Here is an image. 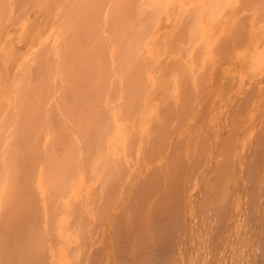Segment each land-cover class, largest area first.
<instances>
[{
	"label": "bare ground",
	"instance_id": "6f19581e",
	"mask_svg": "<svg viewBox=\"0 0 264 264\" xmlns=\"http://www.w3.org/2000/svg\"><path fill=\"white\" fill-rule=\"evenodd\" d=\"M4 1V2H3ZM9 1V0H8ZM12 1V3L14 2V0H11ZM11 1H9L10 3H11ZM16 2H18V0H15ZM120 1H121V3H120ZM124 1V4H126L125 3V0H123ZM123 1L122 0H19V3H20V6H21V8H19V10H20V12L18 11V14H20V15H18L17 13L15 14V12H17V8L15 7V5H17V4H13L14 5V8H16V10L14 9V14H15V16H17L18 15V17L17 18H15V20H14V23L16 24L15 26L16 27H18V29H19V26H18V24H20V23H22V21H23V23H25L26 24V22L24 21V19H26V17L21 21V22H19V21H17L18 19H19V16H20V18L22 17L21 15H23V14H21V11L23 10V9H25V10H23V11H25L26 12V14L28 13L29 15H32L31 13H32V11H34L35 9H37V8H39L44 2V4H45V6H47V4H50L51 6H52V12L53 13H50V14H52L51 16H50V18H49V20H48V18H47V15H49V14H46V12H43V11H45V8H43V6L44 5H42V8H43V11L41 10V9H38L39 10V12H36V14H37V16L36 17H34L35 16V14H34V16H32V17H34V19L31 21H29V24H28V27H33V26H35V25H40L41 23H43V21H44V18H45V23H44V25L42 24V25H40L41 27H38V26H36V28L38 27V30L37 31H35L32 35L33 36H36V35H38V34H41L40 32H41V30H42V28L45 26V27H47V25L49 24V22L48 21H50V20H52V23H51V27L50 28H52V29H50V30H52V33H51V38H50V40H48V41H50L49 43H50V46H51V50H52V52H51V56L53 57L52 58V62H53V60L55 59V60H57V58H58V56H59V61H57V65L58 66H60V69H58L59 71H61L62 72V70L63 69H65V67L64 66H66V67H68V68H70L69 70H70V73L69 74H72L73 72L71 71V70H73V71H78L79 72V75L77 74V76H76V73H75V76L77 77V78H80L81 79V77H80V75H84V81L86 82V84H84V81L82 82L80 79H77V80H80V84H78L79 83V81H78V85L80 86V85H82V87L79 89V87H78V85L76 86L78 89L75 91V84H73L74 86V89H73V91H72V83L73 82H75V81H77L76 80V78H74V79H72V80H74L73 82L72 81H70V75L68 74V76H66L65 75V73H63L62 72V75H64L63 76V80L65 81V83H64V81H63V86H61L60 84H59V77H57V73L55 74V72L53 71L54 70V67L53 66H55L56 64L54 63V65H51V61H47V63H49V62H51L50 63V65H51V68H52V71H53V74H55V77L56 78H53L54 80L55 79H57V81H58V85H60L59 87H62V90H60V91H62V93H63V97H64V101L66 102L67 101V99H68V102H69V100H70V102H69V104H68V106L70 105V103H71V107L73 108V109H71L72 111H75L74 112V117H77V119L75 118V120H73L72 121V123L70 124V126L71 127H73L74 129H75V131L78 133V135L80 136V138H81V141H79V140H77V139H75V140H77V146L76 145H74V144H76L75 142H74V138L72 139V135L71 136H68L65 132H67V131H69L68 129H69V127H68V122L65 120L66 119V117H65V115L64 114H62V116L63 117H65V119H63V117L59 114V113H57L59 116H61V117H59V118H61V120L63 119V120H65V122L62 120H59V122H58V120L56 119V118H58V116L56 117V116H54V114H56V113H54L55 111H53V108L51 107V105L53 104V102H55V100H52L51 102H52V104H50V100L48 99V97L47 96H49L50 97V95H48V91L50 90V88H49V90L46 92V94H47V96L45 97V91H44V87H45V89H47V87L49 86H47V84H49V82H51V78L54 76H52L51 75V77H50V81L49 80H47L48 78H46V76H47V73H45L46 71H44L45 70V67H43V65H44V63H45V61L46 60H43L42 61V58L44 59V58H46L45 56V53H46V51H48V47L49 46H47L46 44H48V43H45V45L44 44H42V46L44 45V48H46V46H47V49H45V50H42V48L43 47H41L39 50L41 51L40 52V54L41 55H43V57H40L39 55H37L36 57H35V59L38 61V67H40L41 66V63H43V65L41 66V69H43V72L46 74L45 75V78H46V80H45V83H47L46 81H48V83L46 84V86L44 85V87H43V83L44 82H41L43 79L42 78H38L40 75H41V77H42V74L44 75V73L40 70V73L38 72L39 70H37V72H38V74L35 72V70H33L32 69V67H31V70L35 73V75H34V73H32V78H30L29 76V74H28V79L30 78L31 80L33 79V83H34V79H35V81L37 80L36 79V77L35 76H37V78H38V80H37V82L39 81V82H41V83H39L38 82V84L39 85H41V87H43V88H40L41 89V91H44V93H43V95H44V97H45V99L42 97V99L43 100H46V102H47V104H48V100H49V107H48V110L46 109V111H49V108L51 107V109H50V111L52 110L53 111V120H51L50 118L48 119V117H47V122H46V124H47V126L49 127V125H50V127H49V131H51L49 134H51L52 133V130H56L55 131V133L56 132H60L61 130H63V129H66V131H61V133H63V136L61 137V138H58L57 139V137H54V136H52L51 138L50 137H48L49 138V140L50 139H54L55 140V143H53V142H51L50 144L48 143V139H47V143H46V145H45V150H46V155L45 154H43L42 153V151H40V153H39V149L38 148H35L36 149V151L34 150V147L32 148L30 145H29V143H30V140H31V138L29 139V137H30V135H32L30 132L32 131V133H33V139H34V143H35V141L37 142V144L38 145H40L39 143H38V138H40V140H41V138L43 137V133L45 132V134H48V132H47V130L46 131H43V129H44V127H41V125H43L44 124V126L45 127H47L46 125H45V123L44 122H42L43 120H42V118H43V116L47 113L46 111H43L41 108H39L38 109V106H37V108L35 109L36 110V115H37V112H39L38 114H39V119H40V117L42 116V113H43V116H42V118H41V122H42V124L39 122V119L36 121V119H35V122L36 123H40V126H35L34 125V122H33V124L32 123H30L29 121V123L30 124H32L33 126H34V128H33V126L31 127L32 128V130H31V128H29V125H28V128L31 130H29L27 127L25 128L24 126H27V125H23V128H22V126H21V131H20V133H19V131L17 130V132H15V135H17L16 136V138H14V137H10V139H14L15 140V142H14V140L13 141H11V145L9 144V142L7 141V142H5L6 144H8V149H9V146H13V150H15V148L14 147H16V145H14L16 142H19L20 141V145L22 146V147H20L21 148V154L19 155L18 153H17V151H15V154H17V157H19V159L21 158V159H23L24 157H22V155L24 154L25 155V159H26V157L28 158H30V160H29V162L27 161V159H26V162H27V166H29V163H31V167H30V170L29 171H35L34 173H33V175H32V180H31V183L33 184V180L37 177V176H39V175H41V173L39 174L38 173V175H37V172H38V169H37V172H36V170H34L33 168H35V166L36 167H38V165H39V162L41 161V158L38 156V155H40L42 158L45 156L46 157V159H47V161L45 160V157L42 159V161L44 160L45 162V165H43L42 167H43V169H40L39 171H41V170H48V174L49 173H51V175L49 174H47L46 172L45 173H43V171H42V173L45 175V176H43L44 177V179H43V182H42V186L43 187H45V182L46 181H50V179H51V177H52V181L51 182H46L47 184H49L50 185V183H52L51 185L53 186V188H52V186L50 185H48L46 188H44V189H51L52 188V190H51V195L50 196H52V197H49L50 198V200L48 199V201H47V199H45L46 200V202L45 203H47V208L49 207V209H48V217H49V215H51V214H54V220L55 219H59V218H61V217H63V222H64V230L66 229L67 230V237H68V241L66 240V241H64V240H62L61 239V236H63V234H61V232H60V228L58 227V229L57 230H50V231H48L49 232V235H47V236H45L46 237V239L48 240V241H50V243H51V245L52 246H54L53 247V252L49 255L47 252H46V249H44V248H41V249H39V242H38V240L36 239V237L34 236V234H36L37 232H36V228H37V225H36V223L39 221L38 220V218L40 219V216H39V214H40V212L38 211L39 209L38 208H35L36 206H30V208H31V210H30V213L31 214H27V216H26V219H27V221L30 219V215H31V217L33 216L32 215V210H34V209H32L33 207L35 208V210H37V215H38V217H37V215H36V219L33 217L32 218V220L30 219V221H32L31 223H28V230L27 229H23V230H21V229H19L18 231L17 230H15V228L13 227V223H11L10 222V218L12 217V220L15 218L16 219V217H17V213H18V211H19V208H20V205L18 206L19 208L17 209V207H16V211L14 212V205H12V207H13V209H12V207H11V204H10V202L8 201V200H6V197H5V202L3 201V197H4V195L2 196V192H3V189L2 188H4L5 186H7L6 187V189H8L9 191H10V193L13 195V197H14V199L16 198V196H17V198H16V201L18 202V204H20V198H22L23 196H24V194H25V196H27V194L26 193H24L25 191V188L26 187H28V188H31L30 186H32V184L30 183V175H29V177H28V179H29V182H28V179L26 178L27 177V175H26V173L24 172V171H21L22 170V168L25 170V166L23 167L22 165H21V161L22 160H20V161H18V163L20 162V164H18V167L17 168H19V169H14V167H16L17 165H16V163L14 162V161H16L15 159H14V161L13 160H8V157L6 158V154H5V160L4 161H7L8 163L10 162L11 163V165H9L8 163H6L5 162V165L6 164H8V166H5V165H3V168L1 167V163H4V162H2V160H3V155H4V152H6L7 153V151H6V149H5V151L3 150L2 152L3 153H1L2 154V159H1V163H0V172H1V174L3 173V171L1 170V169H3L4 170V172H6L7 170H6V168H4V166L5 167H7V169H8V167H9V171H10V173L9 172H7V175L8 174H10V175H8V178H7V180L8 181H10V180H12V178H13V187L12 186H10V184H9V182L6 180L5 182H7V184L6 183H4L5 184V186L3 187L2 186V190H0V194H1V196L0 197H2V199H1V201H0V204H2V206L4 205H7V209L9 208L10 210H6V206H5V209H4V207H1V205H0V217H2L3 215L5 216V221H6V223H4V218H3V223H1V221L2 220H0V264H17V263H19L20 262V264H66V263H64V262H62V260L60 259L61 257H63V256H66V250H64L62 247H61V245H60V243L61 242H63V244L65 245V247H66V249H67V256H69V259H70V257H72V258H74L73 260L71 259L70 261H73L72 263L69 261V259H66V261L68 260V264H177L178 262H180L181 261V259H186V261H188L189 262V260L193 263V264H264V143L263 144H258V145H256L257 143H261V142H259V138H260V136H262V135H264V133L262 134V135H256L257 133H256V131H255V129H254V126H253V128L251 127V130H250V128H249V130L247 129V131H249V132H251L250 134H251V140H252V138L254 137V135H256L255 136V138H253V140H254V144H250L249 143V141H248V145H250V146H252V147H254V149L253 148H251V150H250V152L249 153H247V154H245L246 155V157H245V155L243 156V158L242 157H238V155L236 156L235 155V158H230L229 156L230 155H228V154H230V152H232V151H234V152H236V147L238 146L237 144H234L233 142H232V140L233 141H235V142H237L238 143V141L237 140H235V138H237L236 136H238V135H236L235 137H234V134H232V133H234V132H231L233 129H231V131H229V133L230 134H232V136H227V140H225L226 139V137H224V140L225 141H227V143L225 144V141L223 140V139H221L222 141H224V142H220V143H224L225 145H223L222 146V148L224 149H222L221 148V146H219L220 148H221V150H223L222 151V153L223 154H221V156L220 157H218V155L217 156H215L217 153H218V151H220L219 149H217L218 151H217V153L215 154V155H213V153L214 152H212V150L211 151H208V149L210 150L212 147H210V148H208L207 149V146H205L207 143L205 142V141H207V140H205V138H206V135H203L202 136V133H204L205 132V130H203L202 131V129H200L202 132L199 134V136H198V138H200L201 136V138H203L202 139V141H201V138L199 139V142H203V144H205L204 146H205V149H204V146L203 147H200V150H202V151H200V155H202V156H200V155H198V149H196L197 151H196V153H194L195 155H198V156H196V157H194V155H193V157H194V163H195V169L194 168H192V166H191V164H190V162L192 163V161H190V159L191 158H189L188 156H190L191 155V157H192V154H191V150L193 149V142H192V144H191V148H190V154H188V156H185L184 155V158H183V154H187V151H186V153H181V151H184V149H182V146H183V142H182V133H180V131L177 133L176 131H178V127L180 126V125H184L183 123H180V124H178L179 122H180V120H181V122H186L188 119V117L190 116V115H192V114H190L189 115V113H190V106L192 107V105L193 104H191V102L192 101H194V99L192 100V97H196V99H197V97L199 98V96L201 95V94H199V92H201V90H199L198 88H197V90H199V92L198 93H196V95L197 96H193V95H195L194 93H193V89L191 90V92H189V90H187L186 89V87L187 88H189L188 86H186V83L189 81V80H187L186 81V79H185V77H182L181 78V80H180V85H179V79L178 78H180V77H178L177 79H176V81H178L177 83H178V87L180 88L179 90H178V92L180 91V93L178 94V98H179V100H181L182 101V103L184 104L185 103V105L183 106L182 105V108H181V110H179L180 108H177L176 107V105H175V103H174V105H175V107H176V110L175 111H177V116H178V111H179V116H178V118H177V121L176 120H174V122H173V124L175 125V128L174 129H172L171 131L172 132H174V130H175V132H176V134H179V136H182L181 137V142H182V144H181V142H180V148H179V146H178V150H179V152L181 153H179L180 154V158H179V154H178V158H179V160H181V158H183V161L182 162H180L181 164H182V166H180V167H178V158H177V154H174L173 155V152L175 153V151L177 150V148H176V145H178L179 143H178V141H180V140H178L177 141V139H180V137L179 138H177V136L175 135V137L173 138V140H172V143L171 144H169V145H171V149H170V147H169V149L171 150V152L170 151H167V149H166V152H169L168 153V155H170L171 157L172 156H174V157H172V159L171 160H173V158H174V161H172L173 163H175V164H177V165H175L174 166V169H173V171L174 170H176V172L179 174L180 172H181V179H178V174H176V172H173V174L175 175H173L172 174V167L171 168H169L168 169V171H170L171 170V172H169L170 174H172L173 176H172V178H171V176H170V174H166L167 172V167H169L170 166V158H167L166 157V154L167 153H165V151H163L164 153H165V155H163L164 157V160H165V157L167 158V162L165 163L164 162V160H163V163H161L162 162V157H161V155L159 156V157H161V159H158V160H160L159 162H160V164H158L157 163V166H154L153 164V161H156V159H157V157H158V153L159 152H161L162 150L161 149H164V148H162V146L163 145H159V146H157L158 145V141H157V143H155V141L153 140V137L152 138H150L151 139V141H149V142H147L149 145L151 144L152 145V148H154L155 146H156V148H154L155 150H153L154 151V153L153 154H151V156L149 157L148 155L150 154L149 153V151L148 150H150V149H146V148H148L147 146L146 147H144L146 150H143V149H141L140 148V146H139V148L141 149V152H142V150H143V152L145 151V152H147V154L145 153V156H140V157H142L143 158V160H144V158L145 159H147V161H146V163H148V160H150V158H151V160L149 161V163H153V164H148L149 165V169H147V168H142V170L140 171V173H138L139 175H134L133 176V178H131V177H128V180H131V179H133L134 181H135V183L133 182V180H132V183H131V185H129L128 183V181H125V178L124 177H126V175L128 176V174L126 173V171H128L129 169H127L126 171H125V173H123V170H122V164L120 165V162L118 161V157H116L115 155H111V154H113V153H109V151H108V146H109V144L106 142H104L105 140H104V138H105V135L107 134V133H109L108 131H106L107 133H105V129H104V127H109L110 125H111V127H113L112 125H114V123L116 122V117H117V107H116V105L114 104V105H112L111 103H113L112 102V96H114V93H113V89H114V91H115V89H116V91H115V96L119 93V89H118V87L117 86H119V83H118V78L117 79H115V77H117L116 76V71H117V69L119 70L118 71V75H122V76H124V77H122V81H123V79H124V81L125 82H123L122 83V85L125 83V85H126V87L124 86H122L123 88L120 90V91H122L123 90V93H125L126 91H128L127 93H131L132 91L131 90H129V88H128V90H127V87L129 86V84L132 82V81H130L129 82V84L127 83V81H129V80H132L131 79V77H129V79L127 78V76L128 75H130V74H126V72L127 73H129V68H130V66H123L122 65V67H118V63H121V64H124V62L122 63L121 61L123 60V61H125V65H132L133 63H138L139 62V59H134V58H137V57H140V56H138V54H137V52H138V50L139 49H141V48H143L141 45H140V48H138L139 47V44H140V41H142V39H143V41H145V38L146 37H144V32L147 30V34H146V32H145V34H146V36L147 35H149L148 33V30L149 29H151V26H149L145 31H144V26L145 27H147V20L148 21H150V23L148 22V25L149 24H151L152 22H153V24H154V20H156V17L158 16V15H156L155 16V14H157L158 12V14H160L164 9V5H165V3L164 2H162V0H152V3H151V0H147V2H150L149 4H147V2H146V0L143 2V0H142V2L141 3H144V6H145V8H143V9H141L140 8V3H137L138 2V0L135 2V0H133L134 2H133V4H131L132 6H135L133 9H134V11H136V10H139V8H140V11H141V14H139V12L137 13L139 16H140V19L138 18V17H136V14H134V12L133 13H130V11H128L127 9V7H129V10H131V12L133 11V9H130V7L131 6H129L128 5V3L126 4V6L124 7L125 9H126V11H127V13L129 14H127L126 13V11H124V8L122 9H120V4H122L121 6H123ZM128 0H126V2H127ZM132 1V0H131ZM131 1H129V3H132ZM158 1V2H157ZM163 1H165V0H163ZM173 1H175V0H173ZM191 1V0H190ZM196 1L198 2V3H196ZM194 0V2H193V0H192V2L194 3V4H192V2H191V10L190 9H188V15H186V12H184L185 13V20L182 18L181 19V23L178 21V20H180V18L182 17V16H184V15H181L180 14V16H179V14H178V7H176L177 6V4H176V2H175V4H174V6L176 7V9H177V11L176 10H174V11H172V12H175V13H173V15L174 14H178V17H177V20H176V22H175V18H174V22L176 23V24H180L179 26H178V29H177V31H178V33L177 32H175V36L173 37V39H172V42H173V44H172V46L174 45V47H175V49H174V47H172L173 49H174V51L177 53V51H178V53H177V56H178V54H179V50H180V47H184L183 48V50H182V48H181V51H180V58L179 59H181V60H179L177 57V59H175V60H173L172 62L174 63L175 62V65H176V69H177V65H180L179 64V62H178V60L179 61H182V57H189V54H191L192 56H191V59L193 58V57H195V59L193 58L192 60H191V62H192V64L193 63H195L196 61L197 62H199V63H195V69L197 70V68H196V65H197V67H200L199 66V64H203L204 63V65H205V60L206 59H202L201 61L203 62H200L199 60L200 59H197V56H195L194 54H196L197 53V55H200V53H199V51L201 50V47L203 46L204 47V45H205V43H204V45H203V40L205 39H201V34H200V31L202 32V30H201V28H200V31H199V29H197V28H194L195 27V25L197 24V26H198V24H199V20H197V19H200L199 18V16H200V14H199V10H200V6L202 7V5H204L205 4V7L203 6V8H207V10H208V7L210 8L211 6L210 5H212L211 4V1H213V0H210V2L208 1V0H205L204 2L205 3H203V1H202V5L200 4V2L201 1H199V0ZM218 1L219 0H217V2H216V0L214 1V3H215V5L217 4V6H215L214 5V7H215V11L217 12V10H218V13H219V9H220V7L221 6H223V8H224V11H225V15L227 16V14H228V12H227V10H225V8L227 7L226 5L224 6V4L225 3H223L222 2V0H220L219 1V3L220 2H222L221 3V6L220 5H218L219 3H218ZM237 1L238 0H236V3H237ZM243 1V0H242ZM250 1V0H249ZM248 1V2H249ZM253 1H255V2H253ZM257 1H259V0H257ZM262 1H263V3H262ZM261 1V5H263V6H261V9H262V7H264V0H262ZM3 2V3H2ZM9 2H7V0L5 1V0H0V8H1V6H2V4H5L6 5V8H7V10H8V7H7V5L8 4H10ZM16 2H14V3H16ZM118 2H119V4H118ZM155 2H157V6H155ZM169 2H171V1H169ZM179 2V1H178ZM208 2V3H207ZM228 2V1H227ZM230 2V1H229ZM238 2H240V4H241V0L240 1H238ZM253 4H252V3ZM134 3H135V5H134ZM160 3V6H161V4H162V6H161V11H158V12H155L154 13V11L155 10H159V8H160V6H158V4ZM173 2H171V4H172ZM213 3V4H214ZM246 3H247V0H246ZM259 3H260V1H259ZM147 5V7H146V5ZM180 4V3H179ZM178 4V6H180V9H181V5H179ZM195 4H197V6H198V8H197V6H196V9H197V12H198V14H196L195 15V13H196V9H195ZM207 4V5H206ZM230 4V3H229ZM229 4H228V6H229ZM231 4H232V2H231ZM242 4H244L243 2H242ZM247 4H252L253 6H254V13L256 12H258L257 11V9L259 8V6H258V4H257V2H256V0H251L250 1V3H247ZM256 4H257V6H256ZM4 5V6H5ZM136 5H137V7H136ZM149 5V6H148ZM167 5V4H166ZM209 5V6H208ZM252 5H251V8H250V11H249V8H248V5H246V4H244V6H247V8H244V9H247V11H249L250 13H251V10L253 11V7H252ZM11 6V5H10ZM44 6V7H45ZM192 6H194V7H192ZM242 6V5H241ZM256 6V7H255ZM23 7V8H22ZM119 7V8H118ZM150 7V9L149 10H151L152 8L151 7H155L154 9H152L151 11H152V13H154L153 15H152V19L150 18L151 17V15H150V17H146L145 15H143L145 12L146 13H148V8ZM158 7V8H157ZM163 7V8H162ZM174 7V8H175ZM185 7V6H184ZM183 7V8H184ZM213 7V6H212ZM213 7V8H214ZM238 7V6H237ZM243 7V6H242ZM249 7H250V5H249ZM132 8V7H131ZM147 8V9H146ZM212 8V9H213ZM4 9L5 8H3V11H4ZM118 9H120V10H123L124 11V14H123V11H122V14H121V11H119ZM230 9V8H229ZM242 9V8H241ZM12 10H13V8H12ZM41 10V11H40ZM142 10L144 11V13H142ZM173 10V9H172ZM181 10H183V9H181ZM193 10V11H192ZM194 10H195V13H194V15L195 16H193L192 14H193V12H194ZM204 9H201V13H202V16L205 14L204 13V11H203ZM206 10V11H207ZM210 10V9H209ZM223 9H222V7H221V10H220V12L222 11ZM11 11V10H10ZM151 11H150V14H151ZM230 12H232L231 10H229ZM240 11V9H239V7H238V11H237V9H236V11L234 12V14H235V16H237L238 14L236 13V12H239ZM243 11V10H242ZM245 11L246 10H244V16H246V14L248 15V12L246 11V14H245ZM260 11V10H259ZM35 12V11H34ZM179 12L181 13V11L179 10ZM183 12V11H182ZM189 12H191V15H192V17H193V19L191 18V16H189L190 15V13ZM210 12H211V10L209 11V12H206V13H208V16L205 14L204 16L206 17L207 16V19L206 20H208V21H211L210 23H212L213 24V21H214V19L212 18V15L210 14ZM216 12H214V14H215V19H216V22H217V18H216ZM263 12H264V10H263ZM126 13V14H125ZM212 13V12H211ZM243 13V12H242ZM255 13V14H256ZM6 14V12L3 14V15H5ZM133 14V18L131 19V17L129 18L130 19V21H131V23H129L130 21H128V19H127V17H129L130 15H132ZM149 14V13H148ZM254 14V15H255ZM262 14V13H261ZM7 15H8V17H9V15L11 16L12 14H8V11H7ZM25 15V14H24ZM125 15H127V17H125ZM143 15V16H142ZM199 15V16H198ZM229 15H230V13H229ZM249 15H251V14H249ZM259 15V14H258ZM258 15H257V17H258ZM1 16H2V14H1ZM0 16V17H1ZM134 16H135V18H134ZM210 16H211V18H210ZM217 16H219V14L217 15ZM234 16V15H233ZM244 16H243V18H244ZM252 17H253V14L251 15ZM256 16V15H255ZM261 16H264V15H259V20L257 19V17L255 18L254 17V22L253 21H251L252 20V18L251 19H246V17L244 18V19H242L241 18V22H240V18L239 19H237L236 20V18L238 17H236L235 18V20H236V22H234L235 20H234V18H233V22H234V24L232 23V29H230V33H235V31H234V29L236 30V33H235V35L236 34H239V36L241 37V35H242V38H243V41H237V39H235L234 37H231L232 39H229L230 38V36H225V33L227 34V32H225L224 34H223V36H225V37H219V42H217V39L215 40V37H213V35H215V34H217V36H219L218 34L221 32V30H218V28H220V24L223 22V21H221L219 24H218V27H216L215 25H217V23L216 24H214V27L212 28V30L210 31V32H212L211 34H209V31H208V33H207V35H206V37H208L209 35L210 36H212L210 39H208L209 41H212V38H214V41H212V42H214V43H216V45L212 48V46L214 45V43L212 44V42H210V43H207L208 45H207V48H209L208 46H211L210 47V49H209V54H208V52L207 53H205V54H207V55H205L206 56V58H207V56L209 57V56H211V58H212V56L214 57V59L217 57V58H219L220 57V54H221V51L219 50V48L223 51L224 50V48H227V47H220V44L222 45H225V43H224V41H226V42H229L230 44H231V42H232V44H231V47L233 46L234 47V49L236 50V48L238 47L239 48V45L241 46V45H244L245 46V41H246V36L248 35V34H246V31H247V29H244V26H245V21H246V26H247V20H249V21H251V22H253L254 23V26L257 24H255V22H256V19L258 20V21H264V18H262L261 19ZM7 16L5 15V16H3L2 18H0V19H5ZM29 17V16H28ZM31 17V18H32ZM124 17L126 18V19H124ZM188 17V20L186 19ZM190 17V18H189ZM209 17V18H208ZM250 17V16H249ZM13 18V17H12ZM138 18V19H137ZM141 18H142V20H141ZM166 18V17H165ZM194 18H195V20H194ZM8 19V18H7ZM7 19H5V21L7 20ZM14 19V18H13ZM17 19V20H16ZM30 19V18H29ZM145 19H147V20H145ZM204 19V20H205ZM246 19V20H245ZM20 20V19H19ZM133 20H135V22H133ZM138 20V22L137 23H139L140 25H141V27H142V29H143V31H142V29H140L139 28V24H137L136 23V21ZM145 22H144V21ZM190 20V22H189V24L192 26H188V21ZM193 20L194 21H196V23L194 22V24H193ZM4 21V20H3ZM8 21H10V19L9 20H7V22ZM12 21V20H11ZM185 23V24H187L186 26H185V24L184 25H182L183 24V22ZM231 21H232V19H231ZM242 21H244V22H242ZM0 22H2V21H0ZM18 22V23H17ZM28 22V21H27ZM51 22V21H50ZM167 22V21H166ZM178 22V23H177ZM11 23V22H10ZM10 23L8 24V23H5L6 25V27H7V24L8 25H10ZM14 23H12V24H14ZM123 23H124V25H123ZM128 23H129V25H128ZM136 24L134 27H133V25L132 24ZM208 23V22H207ZM240 23V24H239ZM244 25H243V24ZM249 23V22H248ZM264 23V22H263ZM24 24V25H25ZM53 24V25H52ZM142 24L144 25V26H142ZM146 24V25H145ZM176 24H174V27H173V29L174 28H177V26L175 27V25ZM193 24V25H192ZM204 24H206V22L204 23ZM209 25V23H208V25L210 26V27H212L213 25ZM239 24V25H238ZM22 24H20V26H21ZM27 25V24H26ZM202 25V24H201ZM200 24H199V26H201ZM249 25H251L250 23H249ZM258 25H259V23H258ZM3 26L4 25H2V28H3ZM4 26V27H5ZM126 26L128 27V28H126ZM130 26V27H129ZM153 26V25H152ZM173 26V25H172ZM198 26V27H199ZM241 26H242V28H241ZM245 26V27H246ZM262 26V25H261ZM15 27V28H16ZM22 27V26H21ZM25 27V26H24ZM23 27V28H24ZM28 27H26V30L28 29ZM122 28L121 30H120V28ZM132 27H133V30H132ZM135 27H137V29H136V31H135ZM180 27H181V29H183V31H185V29L184 28H191V31H192V29L193 30H195V32H196V30H197V32L196 33H194V35H190V34H188L187 35V33H188V31L190 32V30H188V29H186V32L187 33H184L183 31H181L180 30ZM206 27V26H205ZM235 27V28H234ZM237 27V28H236ZM250 27V26H249ZM252 27V26H251ZM263 27V26H262ZM261 27V28H262ZM124 28H125V30H126V32H125V30H124ZM214 28H215V31H216V28H217V32L215 33V32H213L214 31ZM254 28H256V27H254ZM258 28H260V26H258ZM258 28H256V30L258 29ZM260 28V31H262V29ZM264 28V27H263ZM5 29V28H4ZM3 29V30H4ZM6 29H8V28H6ZM17 29V28H16ZM18 29H17V31H18ZM21 29V28H20ZM25 29V28H24ZM34 29V28H33ZM127 29H128V34H127ZM129 29H130V31H129ZM222 29V28H221ZM241 29V30H240ZM250 29H252V28H250ZM249 29V30H250ZM1 31H2V29H0ZM30 31H31V29H29ZM28 30V31H29ZM48 30V29H47ZM47 30H44V28H43V31H47ZM131 30H132V32H131ZM140 30H141V35H140ZM175 30V29H174ZM181 32H180V31ZM206 30H207V28H206ZM233 30V31H232ZM239 30V31H238ZM243 30V31H242ZM245 30V31H244ZM5 31V32H4ZM3 32H4V35H3V33H1L2 35H3V37H5L7 34V32H6V30H4ZM23 31V30H22ZM22 31H19V33H20V36H24V35H21V32ZM138 31V32H137ZM151 31V30H150ZM176 31V30H175ZM199 31V32H198ZM258 31H259V29H258ZM257 31V32H258ZM122 32V33H121ZM136 32V34L134 35V33ZM142 32H143V34H142ZM194 32V31H193ZM254 32V31H253ZM257 32H255V33H253L254 34V37H255V34L257 33ZM23 33V32H22ZM24 33H25V35H26V31L24 30ZM23 33V34H24ZM30 33V32H29ZM49 33V34H50ZM123 33H124V35H123ZM139 33V34H138ZM161 33V32H160ZM164 33V32H163ZM163 33H161V34H163ZM183 33V34H182ZM191 33V32H190ZM243 33V34H242ZM249 33V32H248ZM261 33V32H260ZM259 33V34H260ZM262 33H263V31H262ZM6 34V35H5ZM9 34V33H8ZM27 34H28V32H27ZM43 34H44V32H43ZM46 34V33H45ZM48 34V35H49ZM130 34H132L131 36H130ZM161 34H160V37H162L161 36ZM178 34V35H177ZM195 34H199L200 35V39L198 38L199 37V35H198V39H196V41L194 40V43L196 42H198L197 40H199V42H201L200 43V45H198V47H197V45L195 46L196 47V49H198L199 48V50H196V49H193L192 47H189L190 45H188L189 43L191 44V46H194V44L191 42L192 41V39H195L196 38V36L197 35H195ZM209 34V35H208ZM221 34V33H220ZM249 34H251V33H249ZM253 34H252V36H253ZM264 34V33H263ZM17 35H19L18 34V32H17ZM47 35V36H48ZM135 37H134V36ZM142 35H143V37H142ZM159 35V34H158ZM168 35H169V33H168ZM180 35H181V39H180ZM257 35V34H256ZM28 36H29V34H28ZM39 36V35H38ZM41 36V35H40ZM50 36V35H49ZM121 36H124L123 38L124 39H122L121 38ZM136 36H138V38H136ZM186 38H185V37ZM191 36H192V39H191V41L189 42V39H188V37H190L191 38ZM193 36H195V38H193ZM232 36V35H231ZM127 37H129V38H127ZM141 37V38H140ZM177 37V38H176ZM250 36L248 35V40L250 39L249 38ZM257 37H258V35L256 36V39H257ZM259 37H261V34L259 35ZM23 38V37H22ZM34 38V37H33ZM33 38H31L32 40H31V42L33 41ZM42 38V37H41ZM44 38V37H43ZM125 38L126 39H128L127 41L125 40ZM131 38V39H130ZM140 38V39H139ZM156 38V37H155ZM174 38H175V40H176V42H175V40H174ZM217 38V37H216ZM234 38V39H233ZM1 39V38H0ZM16 39H17V36H16ZM24 39H26V36H25V38ZM46 39V38H45ZM132 39L134 40V41H132ZM139 39V40H138ZM157 40H158V42H157V46H160V48H161V46L163 45L164 46V44L162 43L161 45H160V43H159V41H161V40H159V37L157 36V38H156ZM179 39H180V41H179ZM182 39H183V42H182ZM188 39V43L185 41V40H187ZM238 39H239V37H238ZM245 39V40H244ZM251 39L253 40V37H251ZM250 39V40H251ZM5 40V39H4ZM21 40V39H20ZM46 40V41H47ZM153 40V39H152ZM201 40V41H200ZM207 40V41H208ZM228 40V41H227ZM231 40V41H230ZM248 40H247V43H249V45H250V43H251V45H252V42L255 40V38H254V40L253 41H250V42H248ZM261 40V39H260ZM41 41H42V39H41ZM40 41V42H41ZM119 41L121 42V43H119ZM125 41L127 42V43H125ZM129 41V42H128ZM139 41V42H138ZM154 41H155V39H154ZM184 41L186 42V43H184ZM206 41V40H205ZM206 41V42H207ZM208 41V42H209ZM255 41H258V40H255ZM254 41V42H255ZM262 41V40H261ZM1 42L3 43V41L1 40ZM14 42V41H13ZM123 42H124V44H128V46L127 47H125L126 48V50L124 49V47H123ZM132 42V43H131ZM168 42V44H169V39H168V41H167V38H166V43ZM170 42H171V40H170ZM180 42V43H182V44H179V48L177 49L176 47L178 46L177 44ZM235 42L237 43H239V45L237 44V45H235ZM242 42V43H241ZM253 42V43H254ZM263 46H264V38H263ZM10 43H12V41L10 42ZM9 42H8V44H10ZM195 43V44H196ZM218 43H219V45H218ZM256 43V45H257V42H255ZM261 43V42H260ZM1 44V43H0ZM41 44V43H40ZM120 44V45H119ZM131 44V45H130ZM133 44V45H132ZM138 45V47H136V50H135V46L136 45ZM185 44V45H184ZM187 44V45H186ZM198 44V43H197ZM262 44V43H261ZM3 45H4V43H3ZM68 45H69V47L70 48H67L69 51H67V54H66V47H68ZM248 45V46H249ZM250 45V46H251ZM17 46V45H16ZM26 46H28V45H26ZM118 46V47H117ZM120 46V47H119ZM126 46V45H125ZM129 46H130V48H129ZM186 46V47H185ZM219 46V47H218ZM250 46L247 48V49H249L250 48ZM1 47H3V46H1ZM31 47V46H30ZM33 47V46H32ZM65 47V48H64ZM194 47V48H195ZM202 47V48H203ZM246 47H247V45H246ZM259 47V46H258ZM262 47V46H261ZM11 48V47H10ZM37 48V47H36ZM189 48V49H188ZM206 47H205V49H207ZM218 48V49H217ZM253 49H254V47H252ZM252 48H250V49H252ZM264 48V47H263ZM5 48L3 47V50H4ZM15 49H16V47H15ZM20 49H22V48H20ZM28 49V48H27ZM64 49H65V52H64ZM123 49H124V51H123ZM186 49V50H185ZM204 49V48H203ZM213 49H214V51H213ZM216 49H217V51L219 50V52L218 53H220L219 54V56H218V53L216 54ZM229 48H227V50H228ZM233 49V48H232ZM241 49V51L242 50H244L245 48H240ZM0 50H1V48H0ZM11 50V49H10ZM19 50V49H18ZM33 50V49H32ZM62 50V51H61ZM143 50V49H142ZM189 50V51H188ZM191 50H193L192 51V53H191ZM195 50V51H194ZM226 50V49H225ZM224 50V53H226V51ZM235 50H234V54H235ZM255 50V49H254ZM5 51V50H4ZM16 51V50H15ZM14 51V52H15ZM27 51V50H26ZM30 51V50H29ZM35 51H38L37 49H35ZM43 51H45V53L43 52ZM118 51H119V53H118ZM127 51H129V53L127 52ZM133 51H135L136 52V54H137V56H136V54L133 52ZM172 51V50H171ZM184 51V53L186 54V56H183V54H181L182 52ZM207 51H208V49H207ZM228 51H230V49L228 50ZM250 51H252V50H250ZM250 51H248L249 53H250ZM259 50L258 49H256L255 50V52H257L256 53V55L258 54L259 55V52H261V49H260V51L258 52ZM10 52V51H9ZM187 52H189V54L187 53ZM205 52V51H204ZM204 52H203V54H204ZM210 52H212V55L210 54ZM232 52H233V50H232ZM232 52H230L231 54H232ZM237 52V51H236ZM243 52V51H242ZM247 52V51H246ZM254 52V51H253ZM1 53V52H0ZM3 53V52H2ZM29 53V52H28ZM37 53H39V52H36V54ZM50 53V52H49ZM55 53V55H56V57H55V55H53ZM63 53V55H61ZM121 53H123V55L121 54ZM144 53H145V50H143V52L141 53L142 55H144ZM223 53V52H222ZM240 53V52H239ZM239 53H237L238 55H239ZM4 54V53H3ZM19 55L21 54L20 52L18 53ZM26 54V53H25ZM36 54H34V55H36ZM119 54H120V56H119ZM133 54V57H131V55ZM135 54V55H134ZM154 54V53H153ZM253 53H251V55H252ZM9 55H10V53H9ZM11 55L13 56L14 54L12 53V51H11ZM19 55H17L18 57H19ZM27 55H29V54H27ZM64 55H65V57L67 58L66 60H67V62H66V64L67 65H65V57H64ZM67 55V56H66ZM155 55V54H154ZM214 55H216V56H214ZM223 55V54H222ZM236 55V54H235ZM240 55H241V53H240ZM243 55V54H242ZM245 55V54H244ZM246 55H247V53H246ZM249 55V54H248ZM255 55V56H256ZM15 56V55H14ZM26 56V55H25ZM32 56V55H31ZM39 56V57H38ZM61 56V57H60ZM62 56H63V58H62ZM130 57V59L131 60H134L133 61V63L131 62L130 64H128L129 63V60H128V58ZM203 55H201V57H202ZM224 56V55H223ZM253 56V55H252ZM251 56V57H252ZM11 59H13L11 56H9ZM18 57H16L17 58V60H19V58ZM24 57V56H23ZM22 57V58H23ZM30 57V56H29ZM119 57H121L122 58V60L120 61V59H119ZM145 56H143V57H141V60H142V58H144ZM147 57V56H146ZM161 57V56H160ZM222 57V56H221ZM230 57V56H229ZM231 57H232V55H231ZM240 57V56H239ZM250 57V58H251ZM258 57V56H257ZM7 59H8V54H7V57H6ZM15 58V59H16ZM48 58V57H47ZM46 58V59H47ZM50 55H49V60H50ZM147 58H150V57H147ZM171 58L172 57H170L169 58V61L171 62ZM198 58H200V57H198ZM238 58V57H237ZM255 58V57H254ZM254 58L252 57V59L254 60ZM259 58H260V55H259ZM3 59V58H2ZM6 59V60H7ZM27 59V58H26ZM62 59H63V61H62ZM151 59V58H150ZM149 59V60H150ZM157 59V58H156ZM210 59V57L209 58H207V61ZM221 59V58H220ZM234 59H236V58H234ZM240 59L242 60V57H240ZM244 59V58H243ZM256 59V58H255ZM263 55L261 56V61H259L258 60V58H257V60H258V62H259V64H260V66H259V64L254 60L253 62H252V60L250 59V62L252 63V64H254V62H256L255 63V65L257 64V66L255 67V65L254 66H250L249 68L252 70V71H254L255 72V70H253V67H255L254 69H256L257 71L258 70H260L261 71V64H262V61H263ZM1 60V59H0ZM6 60H5V58H4V61L6 62ZM14 60V59H13ZM29 59H27L26 61H28ZM120 62H119V61ZM130 60V61H131ZM147 61V59L145 58L144 59V61ZM195 60V61H194ZM213 60V59H212ZM217 61L219 60V59H216ZM215 60V61H216ZM222 60H224L223 58L220 60V61H222ZM228 60V59H227ZM229 60H231L230 58H229ZM248 60V62H249V59H247ZM11 61V60H10ZM22 61V60H21ZM37 61H35L36 63H37ZM42 61V62H41ZM154 61V60H153ZM177 61V62H176ZM187 61V60H186ZM211 61V60H210ZM216 61V62H217ZM243 62H245L244 60H242ZM7 62H9V61H7ZM24 62V61H23ZM126 62H127V64H126ZM172 62L171 63H169V64H172ZM183 62V61H182ZM187 62H189V64H190V68L191 69H193V67H194V65L192 66V64H191V62H190V57H189V60L187 61ZM225 62V61H224ZM232 63H234L233 61H231ZM247 62V61H246ZM249 62V63H250ZM2 65H4L3 63L4 62H0ZM10 63H12V62H10ZM15 63V62H14ZM39 63H40V65H39ZM60 63V64H59ZM140 63V65L141 66H139L138 65V67H135L134 65L133 66H131V68L134 70V72H135V74L137 75V78H138V76L140 77V78H142V76L141 75H144L143 73H145L144 72V65L142 66V64H143V62H139ZM142 63V64H141ZM212 63H213V61H212ZM227 63V62H226ZM230 63V62H229ZM264 63V62H263ZM5 64H7V63H5ZM23 64L24 63H22L21 64V66L23 67ZM154 64H155V62H154ZM168 64V65H169ZM207 64V63H206ZM209 64V65H208ZM208 67H210V64H211V62H209L208 61ZM220 63H218L217 65H219ZM240 64H241V62H240ZM252 64H250V65H252ZM11 65V64H10ZM20 65V64H19ZM25 65V64H24ZM71 65H72V67H71ZM146 65V69L149 67L147 64H145ZM165 65V64H164ZM185 65V63H183V67H182V63H181V65H180V68H179V66H178V68L179 69H175V66L173 67L172 65H170L169 67H171V70H173V71H177V72H180V73H182L181 72V70L183 71V72H188V71H186L185 69H186V66H184ZM203 65V66H204ZM232 65V64H231ZM239 65V63L237 64V66ZM247 65H249L248 63H247ZM6 65H4V67H5ZM14 66V65H13ZM31 66H32V64H31ZM158 66V65H157ZM160 66V65H159ZM213 66H214V64H213ZM212 66V67H213ZM243 66V65H242ZM37 67V68H38ZM62 67H63V69H62ZM135 67V68H134ZM140 67V68H139ZM152 67V66H151ZM168 67V68H169ZM207 67V66H206ZM206 67H204V69L206 68ZM207 67V68H208ZM220 67L221 66H219V70H220ZM241 67V66H240ZM16 68V67H15ZM14 67H12V69H15ZM48 68H49V66H48ZM48 68L46 67V70L48 71ZM50 68V69H51ZM67 68V69H68ZM119 68H122V69H119ZM130 68V69H131ZM138 68V70H139V73H138V70H137V72H136V69ZM161 68V67H160ZM172 68H174V69H172ZM201 68H202V71L204 70L203 69V67H202V65H201V67L200 68H198V72L200 73V71L199 70H201ZM228 68V67H227ZM239 68V67H238ZM245 68V67H244ZM248 68V69H249ZM257 68H260V69H257ZM264 68V65L262 64V69ZM6 69V68H5ZM23 69H24V67H23ZM23 69H21V72L23 71ZM27 69V68H26ZM76 69V70H75ZM123 69H125V72H124V70ZM128 69V70H127ZM154 69H155V66H154ZM156 69H157V67H156ZM155 69V72H158V70H156ZM166 69V72H165V70H164V76L166 75V74H168L167 73V71H169V70H167V68H165ZM224 69V68H223ZM243 69V67L242 68H240V71ZM247 69V70H248ZM249 69V70H250ZM1 70V69H0ZM10 70V69H9ZM8 70V71H9ZM121 70V71H120ZM178 70H180V71H178ZM196 70H191V74H192V72H194V75H195V72H196ZM207 69H205V71H206ZM211 70H213V69H211ZM218 70V69H217ZM222 70V69H221ZM239 70V69H238ZM244 70H246V69H243L242 71H244ZM13 71V70H12ZM28 71V70H27ZM55 71H56V69H55ZM59 71H57V72H59ZM66 71V70H65ZM82 71V72H81ZM201 71V73H200V75L202 74H204L205 73V71H203L202 72ZM252 71H250L252 74V76H253V72ZM256 71V72H257ZM264 71V70H263ZM7 72V71H6ZM19 72V71H18ZM18 72H15V74H17ZM21 72L19 73V74H21ZM61 72H59V73H61ZM69 72V71H68ZM124 72V73H123ZM141 72V73H140ZM170 72L171 71H169V74H170ZM207 72V71H206ZM215 72L217 73V71H216V69H215ZM214 72V73H215ZM220 72V71H219ZM238 72V71H237ZM262 72V71H261ZM42 73V74H41ZM50 73H52L51 71H50ZM49 73V74H50ZM67 73V72H66ZM199 73H197L198 74V76H199ZM215 73V74H216ZM240 73V72H239ZM249 73V72H248ZM258 73L259 72H257L256 74L258 75ZM11 74V73H10ZM15 74L13 73V76L14 77H11L12 78V81H13V78L15 79V81H13V82H16L17 81V79H18V75L15 77ZM27 74V73H26ZM139 74H141V75H139ZM150 74V73H149ZM171 74H172V72H171ZM185 74H187V77L189 76V74L188 73H185ZM206 75L205 76H207L206 78L204 77V75L202 76V77H204V78H202V79H197L196 78V80H195V82H196V87H197V85H198V81L197 80H199V81H201L202 80V83H203V85H202V83H199V84H201V86H200V88H204V84H205V81H203V80H205V79H207L208 78V75L209 74H207V73H205ZM234 74V73H233ZM232 74V75H233ZM0 75H1V73H0ZM3 75V74H2ZM39 75V76H38ZM61 75V74H60ZM59 75V76H60ZM62 75H61V78H62ZM127 75V76H126ZM193 74H192V76L193 77H195ZM219 75V74H218ZM221 75H222V72H221ZM246 74L244 73V76H245ZM257 75H255V76H257ZM263 75H264V72H263V74H262V76H261V74H260V78L261 77H263ZM4 76L5 75H3L2 76V78H4ZM27 75H25V77H26ZM34 76V77H33ZM149 76V75H148ZM168 76V75H167ZM166 76V77H167ZM173 76H174V72H173ZM178 76V75H177ZM197 76V75H196ZM236 77H237V75H235ZM235 76H234V78H235ZM251 76V77H252ZM254 76V77H255ZM65 77L67 78V79H65ZM72 78H73V75L71 76ZM83 77V76H82ZM125 77H126V79H125ZM146 77V76H145ZM190 77V76H189ZM218 76H216V78H217ZM239 77H241L240 78V81L242 82V80H244L243 79V76H241V73L239 74ZM250 77V78H251ZM19 78H20V80L22 79V77L19 75ZM137 78H135V79H137ZM140 78H138V79H140ZM151 78V77H150ZM157 78H158V76H157ZM172 78H173V81L171 82V85H172V83L174 84V77H172L171 76V80H172ZM191 78V77H190ZM215 78V77H214ZM215 78V79H216ZM221 77H220V75H219V79H220ZM222 78H223V76H222ZM229 78V77H228ZM232 77H231V75H230V79H231ZM238 78V77H237ZM249 78V79H250ZM253 78V77H252ZM256 78V77H255ZM260 78H259V80H260ZM27 79V80H28ZM59 79V80H58ZM112 80V83H113V85L111 84V83H109V81L108 80ZM120 79V78H119ZM135 80V83L136 84H134V83H132L133 85H135V87L136 88H139L140 90H141V88L142 87H145V85H144V80H143V78H142V80H143V84H142V87L140 88V87H138V86H141V85H139V84H137V83H139L140 81H141V79H140V81L139 80ZM145 79V78H144ZM183 79V80H182ZM195 79V78H194ZM214 79V80H215ZM262 79H264V78H262ZM3 80L4 79H2V82L1 83H3ZM19 80V81H20ZM31 80H29V81H31ZM43 80V81H44ZM66 80H67V82H66ZM69 80V81H68ZM82 80H83V78H82ZM106 80V81H105ZM116 80V81H115ZM146 80V79H145ZM191 80V79H190ZM209 80V79H208ZM221 80V79H220ZM225 80H227L226 78H225ZM253 80H254V78H253ZM258 80V79H257ZM6 81H8V78L6 79ZM10 81V80H9ZM11 81V82H12ZM24 81V80H23ZM107 81H108V84L110 85H112V89L109 91V93H107L108 92V90H109V87H106V88H104V86H108V84L107 85H105L106 83H107ZM120 81V80H119ZM138 81V82H137ZM236 81V80H235ZM239 81V84L241 83ZM264 81V80H263ZM68 82H70V84L68 83ZM104 82H106V83H104ZM169 82V81H168ZM184 82V83H183ZM189 82H191V81H189ZM198 82V83H197ZM217 81H215V83H216ZM221 82H223V79L221 80ZM221 82H219L220 84H221V87H222V84L224 83H221ZM230 82H231V80H230ZM237 82V81H236ZM26 83H27V81H26ZM36 83V82H35ZM55 83V81L52 83V84H54ZM116 83V84H115ZM141 83V82H140ZM211 83V82H210ZM218 83V84H219ZM9 84V83H8ZM23 84V83H22ZM37 84V83H36ZM35 84V85H36ZM69 84V86L68 87H66L67 85ZM152 84H153V80H152ZM169 84H170V82H169ZM184 84H185V86H184ZM191 84H192V82H191ZM212 84V83H211ZM214 84V83H213ZM225 84V83H224ZM223 84V85H224ZM245 84V83H244ZM254 84V83H253ZM258 84V83H257ZM23 85H25V84H23ZM23 85H21L20 84V86H22V89H23ZM37 86L36 85V89L38 88L39 89V87L40 86ZM51 85V84H50ZM55 86H56V83L54 84ZM54 85L51 87V88H54ZM86 85V86H85ZM128 85V86H127ZM131 85V84H130ZM137 85V86H136ZM157 85V84H156ZM216 85H217V83H216ZM215 85V86H216ZM246 85H247V83H246ZM246 85H245V87H246ZM249 85V84H248ZM261 85V84H260ZM1 86H3V84H1ZM5 86H8L7 84L5 85ZM10 86H11V84H10ZM71 86V87H70ZM147 86V90H148V84L146 85ZM152 86V85H151ZM174 86L175 87H177L175 84H174ZM173 86V87H174ZM214 86V85H213ZM214 86V87H215ZM219 86V85H218ZM232 86H234V84L232 85ZM239 86H241V85H239ZM242 86H243V84H242ZM254 86H255V84H254ZM257 86H259V85H257ZM257 86H255V87H257ZM262 86H264V85H262ZM27 87V86H26ZM59 87H58V91H59ZM86 87V91H85V88ZM114 87V88H113ZM115 87H117V88H115ZM157 87V86H156ZM164 87V86H163ZM172 87V86H171ZM220 87V86H219ZM224 87V86H223ZM226 87H227V84H226ZM225 87V88H226ZM229 87H230V85H229ZM228 87V88H229ZM236 87V86H235ZM238 87V86H237ZM244 87V90H246V88ZM251 87V86H250ZM254 87V90L253 91H251L252 90V88L251 89H249L250 90V92L249 93H251V95L253 96L254 95V93L255 92H257V91H259L258 89H256ZM1 88V87H0ZM5 88V91L6 90H8L7 89V87H4ZM10 88V87H9ZM20 89H18V90H20V91H22V93H23V91L24 90H22L21 89V87H19ZM65 88V89H64ZM66 88H67V90H66ZM71 88V89H70ZM168 88H169V86H168ZM190 88H191V85H190ZM211 88H212V86H211ZM248 88H249V86H248ZM259 88V87H258ZM264 88V87H263ZM262 88V89H263ZM13 88H11L10 90H12ZM37 89V90H38ZM40 89H39V91H40ZM43 89V90H42ZM56 89V91H57V87L55 88ZM63 89H64V91H63ZM68 89H69V93H67V91H68ZM117 89H118V91H117ZM124 89H126L125 91H124ZM139 89H137V91H136V89L134 88V91H136L137 92V94H140L139 93ZM143 89V88H142ZM151 89V88H150ZM164 89H166L165 87H164ZM163 89V90H164ZM174 89V91H175V88H173ZM184 89V90H183ZM222 89V88H221ZM221 89H220V91H221ZM240 89H242V88H240L239 87V89L238 90H240ZM261 89V90H262ZM25 90H28V92L26 93V94H29V93H31V90H30V87H28L27 89L25 88ZM34 90L35 89H33V92L32 93H34ZM37 90H35V93H36V91ZM70 90H71V92H70ZM79 90V91H78ZM82 90L85 92V94H83V92H82ZM139 90V91H138ZM145 90H146V88H145ZM169 90V89H168ZM168 90H166V91H168ZM181 90H182V92H181ZM214 90H218L217 91V93H219V88L217 87V89H216V87H215V89ZM229 90V89H228ZM233 91V89H230V92H232ZM1 91V90H0ZM4 91V90H3ZM30 91V92H29ZM41 91L39 92V93H41ZM52 91V90H51ZM55 91V90H54ZM144 91V90H143ZM171 91V90H170ZM173 91V92H174ZM186 91H187V93L189 92L190 93V96H188V99H186V100H184L185 98H184V96H186ZM208 91V90H207ZM9 92V91H8ZM16 92V91H15ZM73 92V93H72ZM75 92V93H74ZM136 92H134V93H131V97H136L135 95L133 96V94H135ZM141 92V96L143 97V95H142V90L140 91ZM164 92H165V90H164ZM172 92V91H171ZM203 92H204V90H203ZM212 92V91H211ZM229 92V93H230ZM242 92V91H241ZM262 92H264V89H263V91ZM1 93V92H0ZM10 93V92H9ZM12 93V92H11ZM24 93V95L22 94L21 96H23V97H19V99L21 98H23V100H24V98H26V97H24L26 94ZM32 93H31V95H32ZM49 93H51V92H49ZM54 93V92H53ZM78 93L80 94H82V96L83 97H85L84 98V101L82 102V100H81V98H77L76 97V95L79 97V95H78ZM110 93H111V95H110ZM126 93V94H127ZM166 93V92H165ZM164 93V94H165ZM183 93H184V96H183ZM215 93H216V91H215ZM226 93V92H225ZM225 93H223V91H222V93L220 92V95H223V94H225ZM236 93H239V92H236ZM246 93V92H245ZM248 93V95H250ZM7 94V93H6ZM6 94H4V92L3 93H1V95H3L4 97H6L7 95ZM20 94V93H19ZM52 94V93H51ZM55 94V93H54ZM54 94H52V97H54L53 95ZM65 94H67V97H66V95ZM68 94H69V98H68ZM107 94V95H106ZM125 94V95H126ZM166 94H168L169 95V93L167 92ZM174 94V96H176L175 95V93H173ZM193 94V95H192ZM198 94H199V96H198ZM213 94V93H212ZM211 94V95H212ZM228 94V93H227ZM6 95V96H5ZM9 95V94H8ZM14 95L16 96V94L14 93ZM34 95V94H33ZM32 95V97L34 98L35 97V95L33 96ZM42 95V96H43ZM55 95H58V93L56 92V94ZM70 95H71V97H70ZM125 95H120V96H122V101H121V103H120V108H121V110H123V109H126V110H128L130 107V105H131V103L133 104V105H131V107L133 106L134 108H135V106L134 105H138L139 106V101L137 102V104H135L136 103V100H135V103H133V102H129V100L131 101V99H128V98H126L127 97V95L125 96ZM192 95V96H191ZM219 97H218V99L221 97L219 94H217ZM226 95V94H225ZM225 95H224V97H225ZM234 95H235V93H234ZM245 95H247V93L245 94ZM264 95V94H263ZM262 95V96H263ZM10 96H12V95H10ZM15 96H12V98H15ZM36 96L38 97V95L36 94ZM40 96H41V94H40ZM110 96H111V98H110ZM119 96V97H120ZM124 96V97H123ZM139 96V95H138ZM137 96V97H138ZM228 95H226V97H227ZM257 96H259V93L257 94ZM262 96H260V99L262 98ZM4 97H2L1 96V100H2V98H4ZM57 97V100L59 99L58 98V96H56ZM118 97V98H119ZM164 97H165V95H164ZM184 99H183V98ZM204 97H205V95H204ZM214 96H212L211 98L212 99H215L216 97H214ZM242 97H243V93H242ZM249 97H251V96H249ZM39 98V97H38ZM37 98V99H38ZM47 98V99H46ZM55 98V97H54ZM54 98H51V99H54ZM73 98V99H72ZM110 98V99H109ZM115 98H117V97H114L113 98V100H114V103H116L115 101H116V99ZM121 98V97H120ZM124 98H126L125 100H124ZM141 97H139V99H140ZM170 98V97H169ZM173 98V97H172ZM187 98V97H186ZM202 98L203 97H201V99H200V101L202 100ZM222 98H223V96H222ZM246 97H244V99H245ZM259 98V97H258ZM258 98H257V100H258ZM5 99V98H4ZM18 99V105H20L19 107H18V109H19V115H23V113H24V115H25V113H27V116L25 117V118H30V116L31 115H33L32 113H30V111H33V110H31V108L33 107L34 108V106H32L31 104H34L33 102H31V104H29V102L27 101V98H26V100L23 102L21 99L19 100ZM60 99H61V97H60ZM66 99V100H65ZM72 99V100H71ZM78 99V100H77ZM138 99V98H137ZM145 99V98H144ZM167 99V98H166ZM210 99V98H209ZM217 99V98H216ZM227 99V98H226ZM233 99H234V96H233ZM237 99V98H236ZM242 99V98H241ZM243 99V100H244ZM248 99H250V98H246L244 101L242 100L241 101V103H240V101H239V103L241 104V106H240V104L238 105V106H240V109H242L243 108V110L245 111V112H247V109L248 108H244V107H246L245 105L247 104V102L249 103V101L252 99V97H251V99L248 101ZM253 99H255V97L253 98ZM252 99V100H253ZM263 99V98H262ZM12 100V99H11ZM10 100V97H9V100L7 99V101L8 102H10L11 101ZM39 100H41L40 98H39ZM80 100H81V102H80ZM111 100V101H110ZM121 100V99H120ZM133 100V99H132ZM133 100V101H134ZM167 100H169V99H167ZM170 100H171V98H170ZM175 100H177L178 101V99L176 98ZM189 100V102H187V104H189L190 103V106L188 105L187 106V104H186V101H188ZM205 100V99H204ZM224 100H225V98H224ZM223 100V101H224ZM251 100V101H252ZM3 101V100H2ZM13 101H15L14 99H13ZM29 101H31V100H29ZM59 101V100H58ZM125 101H128L127 103L125 102ZM142 101V100H141ZM141 101H140V103H141ZM145 101V100H144ZM147 101V100H146ZM176 101V104H178V102ZM212 101V100H211ZM213 101H216V100H213ZM226 101H228V100H225V102ZM233 101V100H232ZM231 101V102H232ZM237 101H238V99H237ZM261 101V100H260ZM8 102L7 103H0L1 105H0V107L2 106V105H4V106H2L3 108H6V104H8ZM21 102V103H20ZM28 102V103H27ZM41 102H42V100H41ZM57 102V101H56ZM55 102V103H56ZM60 102V101H59ZM77 102H78V105H77ZM110 102V103H109ZM170 102V101H169ZM169 102L167 101V105H166V103H165V105L167 106V107H169V112L171 111V114L173 113V116H172V118L170 119V116H168L167 114H165L166 116H167V118H165L164 119V117H162V123L160 124V123H158V124H156V126L158 125V127H161V126H163L164 124H165V127L163 126V127H161V128H166L167 126V123L169 122L170 123V121H172L173 119H174V114H175V112H174V108L175 107H173V108H171V105L172 106H174L173 105V103H170V105H169ZM196 102V104H197V102H199V101H194V102H192V103H195ZM216 102H222V99L221 100H218V101H216ZM242 102H243V104H244V102H246L245 103V105L243 106V104H242ZM262 102V101H261ZM22 103H23V105H22ZM45 103V102H44ZM73 103H75L74 105H73ZM130 103V105H128ZM161 103V102H160ZM163 103V102H162ZM181 103V102H180ZM200 103V102H199ZM198 103V104H199ZM215 103V102H214ZM214 103H211L212 105L214 104ZM252 103H254L253 101L251 102V104ZM255 103H256V105L258 106V104L257 103H260L259 102V100H258V102H256L255 101ZM10 104V103H9ZM12 104V103H11ZM14 104H16V103H14ZM14 104H13V106H14ZM25 104V105H24ZM38 104H40V103H38L37 102V105ZM43 104V103H42ZM46 103L45 104H43V106L44 107H46V105H47ZM67 104V103H66ZM124 104V105H123ZM125 104H126V106L127 107H125ZM164 104V103H163ZM201 104V103H200ZM211 104H210V108H211ZM223 104V103H222ZM226 104H227V102H226ZM226 104H224V106L226 105ZM27 105H31L30 106V108L27 106ZM55 105V104H54ZM77 105V106H76ZM119 105V104H118ZM123 105V106H122ZM143 105V104H142ZM142 105H140L139 107H141ZM159 105V104H158ZM208 105V104H207ZM229 105V104H228ZM263 105V104H262ZM25 107V109H24V107ZM163 106V105H162ZM193 106H195V105H193ZM200 106V105H199ZM204 106H205V103H204ZM223 106V108H225ZM238 106H236L237 108H239ZM249 106V105H248ZM253 106V105H252ZM9 107V106H8ZM16 107H17V105H16ZM28 107V108H27ZM55 107H57L56 105H55ZM81 107V108H80ZM139 107H137L136 109H140ZM154 107V105H152V108ZM184 107H185V109H184ZM197 107H198V105H197ZM222 107V106H221ZM230 107V106H229ZM228 107V108H229ZM242 107V108H241ZM251 107V106H250ZM249 107V108H250ZM256 107V106H255ZM263 107V106H262ZM3 108H1V110H5V109H3ZM12 108V107H11ZM77 108H78V110H77ZM83 108H84V110H83ZM195 107H193V108H191V109H193V110H191L192 112L191 113H193L194 114V110L195 111H197V109L195 108ZM200 108V107H199ZM212 108H213V106H212ZM227 108V107H226ZM233 106H232V112H233ZM257 108V107H256ZM40 109H41V111H40ZM143 109L145 110V108L143 107ZM156 109H157V106H156ZM178 109V110H177ZM204 109H206V107L204 108ZM252 109V108H251ZM255 109V108H254ZM252 109L253 111H256L257 109ZM261 109H263V108H261ZM9 110H10V107H9ZM21 110V111H20ZM25 112H24V111ZM76 110H77V112H76ZM83 110V111H82ZM130 110V109H129ZM163 108L160 106L159 107V109H158V111H159V113L161 114V115H163ZM183 110H184V112H183ZM187 110V111H186ZM220 110V109H219ZM225 110V109H224ZM243 110L241 111V112H243ZM249 110V109H248ZM260 110V109H259ZM264 110V109H263ZM7 111V108H6V110H5V112ZM51 111V112H52ZM151 111V110H150ZM185 111H186V113H185ZM214 111H217L216 109H214ZM220 111H222V110H220ZM236 111V109L234 110V112ZM237 111H239V110H237ZM237 111L234 113L235 115H236V113H237ZM1 112V111H0ZM7 112H9V114H7L6 115V119H7V121H12V119L10 118V120L8 119L9 117H13L14 116V113H13V116L11 115V113H10V111H7ZM6 112V113H7ZM21 112H23V113H21ZM41 112V113H40ZM50 112V114H49V112H48V115H49V117L51 116V118H52V113ZM58 112H59V109H58ZM155 112V111H154ZM162 112V113H161ZM188 112V113H187ZM198 112H201V110L200 111H198ZM208 112H209V110H208ZM208 112H207V114H208ZM211 112V111H210ZM209 112V113H210ZM213 112V111H212ZM219 112V111H218ZM229 112H231V111H229ZM240 111L237 113V115H238V118L235 116V118H234V115H231V117L233 116V118H231V123H232V119H241V116H243L244 115V113H243V115H240V114H242ZM260 112V111H259ZM263 113H264V111H262ZM2 113V112H1ZM0 113V114H1ZM77 115H76V114ZM79 113H80V115H79ZM124 113H126L125 111H124ZM124 113L122 114L123 115V117H125V115H127V117L129 118V117H132V115L134 114L132 111H131V113H132V115L130 116V113L127 111V113H129V116H128V114H125L124 115ZM138 113V117H135V120H137L138 118H139V112H137ZM150 113V112H149ZM158 113V112H157ZM181 113H183V114H181ZM195 113H197V112H195ZM206 113V112H205ZM204 113V114H205ZM217 113V112H216ZM223 113V112H222ZM227 113V112H226ZM225 113V114H226ZM253 113V114H252ZM251 113V115L249 116V118L248 117H246L245 116V118H248V121H247V119H245V121H247V122H252V121H254L255 120V113L256 112H252ZM2 114H4V112L2 113ZM30 114V115H29ZM198 114L199 113H197V116H198ZM202 114V113H201ZM200 114V115H201ZM220 114H221V112H220ZM220 114L219 113H217L216 115H219L220 116ZM249 114H250V110H249ZM261 114V113H260ZM8 115H10L9 117H8ZM135 115H136V113H135ZM151 115H153V114H151ZM181 115H182V117H181ZM189 115V116H188ZM209 115V114H208ZM213 115L214 116H216L215 115V112L213 113ZM213 115H210V118H211V116H213ZM240 115V116H239ZM261 115H263V114H261ZM2 117H3V115H1ZM38 116V115H37ZM137 116V115H136ZM143 116V115H142ZM149 116V115H148ZM176 116V115H175ZM186 116H187V118H186ZM192 116H194V115H192ZM196 116V115H195ZM205 116V115H204ZM204 116H203V118H204ZM227 116L229 117V115L227 114ZM141 117V116H140ZM144 117V116H143ZM160 116L158 115L157 116V118H159ZM184 117V118H183ZM262 117V116H261ZM4 118H5V116H4ZM24 118V117H23ZM32 118H34V117H32L31 116V118H30V120H32L33 121V119ZM58 118V119H59ZM127 118V119H128ZM137 118V119H136ZM154 118H155V116H154ZM176 118V117H175ZM182 118V119H181ZM206 118H207V116H206ZM216 117H214V119H215ZM243 118V117H242ZM259 118H260V116L258 117V121H259ZM263 118V117H262ZM54 119H56V122H55V120ZM126 119V118H125ZM143 119H145V118H143ZM152 119V122L151 121H149V119H148V121L149 122H151L150 123V126H151V128H149L150 130H152L153 131V134H156V132L158 131V135H159V133L162 131V130H165L164 132H162V135H161V133H160V135H161V138H162V136L164 137L163 139H166V140H164V146L165 147H167L166 145L168 144L167 143V141L169 140V142H171L170 141V139H171V136H172V133H171V131L169 132V130L172 128H170V126H171V123H170V126H169V123H168V127L166 128V129H158V130H154V129H156V128H158V127H155V123L153 122V118H151ZM170 121H169V120ZM192 119H195L194 117H192ZM197 119V118H196ZM209 119V118H208ZM217 119H220V117L218 118V116H217ZM217 119L215 120L217 123H218V121H217ZM224 119H225V117H224ZM261 119V118H260ZM3 121H4V119H2ZM16 120H18L19 121V123L22 125L24 122H23V120L22 119H20V118H18V119H16ZM29 120V119H28ZM49 120H51L50 122L51 123H49ZM130 120H132L133 121V118H131V119H128V122L130 121ZM139 120V119H138ZM135 121V123H137V122H139V121ZM159 120H160V118H159ZM164 120H165V123H164ZM168 122H167V121ZM190 120V119H189ZM198 120V119H197ZM196 120V121H197ZM206 120V119H205ZM230 120V119H229ZM6 121V122H7ZM15 121V120H14ZM13 121V122H14ZM52 121H54V123L52 124ZM69 121V120H68ZM123 121V120H122ZM157 121V120H156ZM155 121V122H156ZM175 121H176V123H175ZM192 121H195V120H192ZM209 121V120H208ZM212 121V120H211ZM210 121V122H211ZM214 121V122H215ZM237 121V120H236ZM236 121H235V123H234V121H233V123L234 124H236ZM264 121V120H263ZM262 121V122H263ZM12 122V123H13ZM62 122H64L65 123V127H64V125L62 124ZM204 122V121H203ZM210 122H207V123H209L208 125L209 126H211L212 124H210ZM213 122V123H214ZM216 122H215V124H216ZM226 122V121H225ZM0 123H2V121H0ZM11 123V124H12ZM15 123V122H14ZM141 123V122H140ZM152 123H153V127H152ZM164 123V124H163ZM188 123H189V121H188ZM188 123H187V126H188ZM198 123V122H197ZM200 123V122H199ZM206 122L204 123V125L205 124H207ZM220 123H221V121H220ZM220 123H219V125H220ZM231 123H229L230 124V127H231ZM242 123H243V121H242ZM246 123V122H245ZM253 123V122H252ZM257 123H259V122H257V120H256V124ZM3 124H4V122H3ZM7 124V123H6ZM5 124V125H6ZM10 124V125H11ZM18 123L16 122L15 123V125H17ZM26 124V123H25ZM38 124H36V125H38ZM60 124V126H59V128H57L58 127V125ZM62 124V125H61ZM66 124H67V126H66ZM146 124H147V122H146ZM149 124V123H148ZM148 124H147V131H148V127H150V126H148ZM160 124V125H159ZM193 125V122H191V123H189V125L190 126H192ZM196 124V122H194V125ZM214 124V125H215ZM226 124V127H229V126H227L228 124L227 123H225ZM234 124H232V127L234 126ZM237 124L239 125V124H241V121L239 120L238 122H237ZM244 124V123H243ZM255 124V128L257 127V125ZM262 124V123H261ZM263 124H264V122H263ZM8 126H6V127H9V124H7ZM14 125V127L12 128V132H14L13 131V129L15 130L16 129V127L17 126H15ZM52 125H53V129H52ZM54 125H55V127H54ZM107 125V126H106ZM140 125V124H139ZM248 125V124H247ZM12 126V125H11ZM62 126H63V128H62ZM127 126H129L128 128H127V131H126V133L128 132V130L130 129L131 130V126L130 125H127ZM137 124L134 126V128H135V131H138L137 130ZM173 126V125H172ZM185 126V125H184ZM186 126V127H187ZM216 126H217V124H216ZM221 126H222V124H221ZM236 126V125H235ZM233 127L234 129H236V131H237V128L238 127H240V125L236 128V127ZM243 126V125H242ZM260 126V123L258 124V127ZM40 127V130H41V128H42V130L40 131L39 130V133L41 132V134L39 135V133L37 134L38 135V138H37V135L35 136V132H38V130L36 129V128H39ZM197 128H196V130L194 129V132H196L197 134H198V131H199V129H198V124H197V126H196ZM206 127V126H205ZM203 125H202V127H199V128H205ZM208 127V126H207ZM213 127V126H212ZM220 127V126H219ZM226 127H225V129H226ZM250 127V126H249ZM24 128L25 129H28L29 131H28V133H27V130H25V133H26V135H27V138L29 139V143H27V146H30V148L29 149H24V152H23V144L25 145L26 144V141H25V143H24V139L22 138V141L20 140L21 138H20V135H22V131H23V133H24ZM140 128V127H139ZM142 128V127H141ZM181 128V130L183 129L182 127H180ZM185 128V127H184ZM195 128V127H194ZM210 128V127H209ZM218 128V127H217ZM221 128V127H220ZM219 128V129H220ZM115 129V128H114ZM125 129V128H124ZM143 129V128H142ZM146 129V128H145ZM145 129H143L144 130V133H146L145 132ZM193 129V128H192ZM191 129V127H190V130H192ZM211 129V128H210ZM219 129H217V130H219ZM253 129V130H252ZM263 129H264V127H263ZM7 130V129H6ZM60 130V131H59ZM116 130V129H115ZM132 130H133V128H132ZM150 130H149V132H147V134L149 133V135H151L152 136V134H151V132H150ZM187 130V129H186ZM198 130V131H197ZM240 130H242L241 128H240ZM245 130V129H244ZM260 130H262L261 128H260ZM10 131V132H11ZM72 131V130H71ZM70 131V132H71ZM141 131V130H140ZM154 131H155V133H154ZM160 131V132H159ZM184 131H185V129H184ZM183 131V133L185 134V132ZM212 131H213V129H212ZM227 131V130H226ZM234 131V130H233ZM3 132V131H2ZM10 132H8V133H10ZM165 132H168V134L167 133H165ZM174 132V133H175ZM189 132V131H188ZM209 132V139L210 138H212L213 136L214 137H216L215 135H211L210 134V131H208ZM215 132V131H214ZM217 132V131H216ZM221 132H223V131H221ZM244 132V131H243ZM248 132V133H249ZM0 133H1V130H0ZM7 133V134H8ZM30 133V134H29ZM117 133V132H116ZM130 133V131L127 133V135ZM131 133H132V131H131ZM130 133V134H131ZM135 133V132H134ZM190 133V132H189ZM188 133V134H189ZM205 133H207V131L205 132ZM225 133H227V132H225ZM228 133V135H230ZM242 133V132H241ZM256 133V134H255ZM260 133V132H259ZM262 133V132H261ZM2 134V133H1ZM28 134H29V136H28ZM74 134V133H73ZM133 134V133H132ZM131 134V135H132ZM139 134H140V132H139ZM187 134V135H188ZM191 134V133H190ZM215 134V133H214ZM239 134V133H238ZM246 134V132H244V135ZM249 134V135H250ZM26 135L24 134V135H22V137H26ZM42 135V136H41ZM136 135H138V132L136 133ZM135 135V137L137 138V136ZM165 135V136H164ZM171 135V136H170ZM186 135V136H187ZM193 135H195V133L193 134ZM248 135V136H249ZM0 136H2V135H0ZM13 136H14V133H13ZM46 136V135H45ZM48 136V135H47ZM74 136H76L75 134H74ZM107 136V135H106ZM108 136H109V134H108ZM118 136H119V133H118ZM140 137H142V135H139ZM197 135H195V137H196ZM205 136V137H204ZM220 136V135H219ZM248 136H247V138H248ZM36 139H35V138ZM67 137L69 138V137H71V142L73 141V146L75 147V148H72V147H70L69 145H68V147H70V148H65V147H63V148H65V149H63L64 151H62V149H60L59 150V148L61 147V146H67V144H72L71 142H69L68 143V139H67ZM77 137V136H76ZM110 137V136H109ZM127 138L128 137H130L129 139H125V140H130V142L129 143H134V137L133 136H126ZM145 137V136H144ZM150 137V136H149ZM170 137V138H169ZM190 138V135L189 136H187V139H189ZM194 137V136H193ZM193 137L191 136V138H192V140H193ZM208 137V136H207ZM223 137V136H222ZM228 137H229V139H228ZM246 137V136H245ZM244 137V138H245ZM249 137V138H250ZM263 137V136H262ZM7 138V136H5V139ZM43 138H45V137H43ZM78 138V137H77ZM115 138V137H114ZM132 138V139H131ZM175 138H177L175 141H177V143L174 141V139ZM198 138H197V141H198ZM220 138H221V136H220ZM242 138V137H241ZM17 139H19V141L17 140ZM59 139H62V141L60 140L59 141ZM64 139V140H63ZM66 139H67V141H66ZM113 139V138H112ZM141 139V138H140ZM150 139H148L147 138V140H150ZM186 139V140H187ZM208 139V140H209ZM232 139V140H231ZM240 139V138H239ZM262 139V138H261ZM45 140V142H46V139H44ZM124 140V139H123ZM191 140V139H190ZM189 140V141H190ZM196 140V139H195ZM195 140H194V143H195ZM210 140H213V139H210ZM242 140V139H241ZM246 140V139H245ZM258 140V141H257ZM43 141V139L41 140V142ZM59 141V142H58ZM78 141H79V143H78ZM115 141H117L116 139H115ZM118 141H119V138H118ZM118 141H117V144H118ZM121 141V140H120ZM119 141V142H120ZM135 141H136V139H135ZM153 141V142H152ZM188 141V140H187ZM196 141V142H197ZM218 141V140H217ZM216 141V142H217ZM247 141V140H246ZM246 141H245V143H246ZM22 142V143H21ZM65 142V143H64ZM122 142V141H121ZM199 142H198V144H199ZM215 142V141H214ZM241 142V141H240ZM252 142V141H251ZM262 142H264V138H263V141ZM1 143V142H0ZM33 143V142H32ZM31 143V144H32ZM124 143V142H123ZM123 143H122V145H123ZM136 143V142H135ZM134 143V144H135ZM144 143H145V141L143 142V146H144ZM146 143V144H147ZM155 143V144H154ZM176 143V144H175ZM185 143H186V141H185ZM190 143V142H189ZM230 143V144H229ZM242 143V142H241ZM256 143V144H255ZM6 144H5V146L4 147H7L6 146ZM37 144L35 143V146H37ZM55 144H57V147H56V145ZM64 144V145H63ZM121 144V143H120ZM125 144V143H124ZM137 144V143H136ZM141 144H142V141H141ZM175 144V145H174ZM195 144H197V143H195ZM197 144V145H198ZM210 144H212L211 143V141H210ZM215 144V143H214ZM49 146V148H48V146ZM114 145V144H113ZM138 145V144H137ZM139 145H140V143H139ZM186 145V144H185ZM218 145H222V144H218ZM217 145V146H218ZM229 145V146H228ZM241 145H244V142H243V144H241ZM1 146V145H0ZM58 146H59V148H58ZM120 146V150L122 149L123 150V148H121V145H119ZM132 147H133V145H131ZM142 146V145H141ZM161 146V149L159 148ZM187 146V145H186ZM189 146V145H188ZM187 146V147H188ZM198 146H201V145H198ZM209 146H211V145H209ZM212 146H214V145H212ZM230 146H232L233 148H234V150H232L231 149V147ZM245 146V145H244ZM40 147H42V145H40ZM55 147V148H54ZM113 147V146H112ZM123 147V146H122ZM127 146L125 145V148H126ZM131 147V151H132V148ZM134 147H135V145H134ZM173 147V148H172ZM185 147V146H184ZM196 147V146H195ZM228 147H230V149L228 148ZM32 148V149H31ZM51 148H52V150H51ZM114 148V147H113ZM137 148V147H136ZM175 148V149H174ZM198 148V147H197ZM239 148V147H238ZM255 148H258L257 150H255ZM12 149V148H11ZM38 149V150H37ZM42 149V148H41ZM40 149V150H41ZM53 149H55L54 151H53ZM59 150V152L57 151V150ZM74 149V150H73ZM138 149V148H137ZM157 149V150H156ZM158 149L160 150L158 153H157V155H156V157L152 160V158L155 156V153H156V151H158ZM180 149H182V150H180ZM186 149V148H185ZM206 149H207V151L210 153V156L209 157H206L205 159L203 158L204 156H206V154L204 155V153L206 152ZM245 149V148H244ZM247 149V148H246ZM253 149V150H252ZM33 151V154L34 155H36L35 157H33V154H31V152ZM48 150L50 151V153L48 152ZM70 150V151H69ZM71 150H73L72 151V153H71ZM124 150H126L127 151V148L126 149H124ZM136 150V149H135ZM139 150V149H138ZM165 150V149H164ZM187 150H189V148L187 149ZM205 150V151H204ZM226 150V151H225ZM227 150H228V152H227ZM239 150V149H238ZM238 150H237V152L236 153H238ZM18 151H20V150H18ZM34 151H35V153H34ZM44 151V150H43ZM52 151V152H51ZM111 151V150H110ZM130 151V152H131ZM193 151V150H192ZM226 152V154H225V152ZM245 151V150H244ZM249 151V150H248ZM22 152H23V154H22ZM29 152V153H28ZM45 152V151H44ZM58 152V153H57ZM66 152V153H65ZM67 152L68 153H71L69 156H70V158L69 159H67V157H65V154H66V156L68 155L67 154ZM114 152H116V151H114ZM128 152V151H127ZM125 153V154H128V153ZM142 152V153H143ZM178 152V151H177ZM176 152V153H177ZM212 152V153H211ZM239 152H243V150L241 151V147H240V151ZM247 152V151H246ZM27 153H28V155H27ZM47 153H48V155H47ZM63 153H65V154H63ZM120 154V152H117V154ZM122 153H124V152H122ZM140 152L138 151V154H139ZM162 153V152H161ZM160 153V154H161ZM171 153V154H170ZM189 153V152H188ZM1 154H0V156H1ZM54 154V156H56L55 157V159H54V157L52 156ZM124 154V155H125ZM141 154V153H140ZM144 154V153H143ZM208 154V153H207ZM242 154V153H241ZM241 154H240V156H241ZM249 154V155H248ZM23 155V156H24ZM49 155H51L52 156V158L54 159V161H53V159H51L50 158V161L52 160L54 163H50V161H49ZM63 155H64V157H65V159H63L64 157H63ZM153 155V156H152ZM209 155V154H208ZM207 155V156H208ZM232 155H234L233 153H231V157H232ZM31 156V157H30ZM50 156V157H51ZM182 156V157H181ZM59 157V161H58V158ZM60 157H63V158H60ZM129 157V156H128ZM149 157V158H148ZM158 157V158H159ZM169 157V156H168ZM185 157H186V159H185ZM199 159H198V158ZM245 157V158H244ZM1 158V157H0ZM40 159V161H39V159ZM177 158V159H176ZM187 158H189V159H187ZM57 159V161H58V163L55 161ZM169 159V160H168ZM186 161H185V160ZM201 159V160H200ZM31 160H32V162L34 163V164H32V162H31ZM35 160V161H34ZM62 160V161H61ZM141 160V158L140 159H138V161H140ZM177 162H176V161ZM196 160H199V161H196ZM37 161V162H36ZM35 162H36V164H35ZM156 162H158V161H156ZM169 162V163H168ZM22 163H23V161H22ZM61 163V164H60ZM146 163H145V165H146ZM169 164V166H168V164ZM51 164V165H50ZM57 164H60L62 167H59V166H57ZM131 164V163H130ZM137 164V166L135 165V167H139V165L141 164H139L138 165V162L136 163ZM143 164H144V161H143ZM19 165H20V167H19ZM35 165V166H34ZM42 165V164H41ZM50 165V166H49ZM53 165V166H52ZM142 165V164H141ZM145 165H142V166H140L139 168L141 169V167H143V166H145ZM150 165H152V166H150ZM11 166V167H10ZM33 166V167H32ZM46 166V167H45ZM176 166H177V168H176ZM191 166V167H190ZM13 167V168H12ZM48 167H49V169H48ZM50 167H51V169H50ZM57 167V168H56ZM59 167V168H58ZM20 168H21V170H20ZM55 170H57V171H55ZM61 168H63V171H64V177L63 176H61V175H59L60 173L63 175V173H62V170H61V172H58V169H61ZM138 168V169H139ZM176 168V169H175ZM178 168H182V169H180L179 171H178ZM33 169V170H32ZM130 169H134V167H130ZM136 170L137 172L140 170ZM6 170V171H5ZM13 170V171H12ZM15 170H16V172H15ZM19 171V174L17 173L18 171ZM52 172H51V171ZM122 170V171H121ZM132 170H131V173H132ZM136 171H135V173H136ZM15 172V173H14ZM20 172H21V174H20ZM22 173L24 174V177L22 176ZM52 173L54 174V177H53V175H52ZM59 173V174H58ZM131 173H129V176H130V174ZM195 173H197V176L195 175ZM5 174V173H4ZM4 174H2V176L4 175ZM13 174V175H12ZM47 174V175H46ZM122 175V181H121V175ZM123 174H125L124 175V177H123ZM167 175V176H164V175ZM193 174H194V176H196L197 177V181L199 180H201L200 179V177H202L203 179L201 180L202 182H204V184L202 185V183H201V185L202 186H200L199 185V181L197 182L196 181V178L193 176ZM35 175H36V177H35ZM55 175H57L58 176V178L55 176ZM132 175H133V173H132ZM10 176V177H9ZM33 176L35 177L34 179H33ZM42 176V175H41ZM61 176V177H60ZM137 177V179L135 180L134 179V177ZM169 176H170V178H169ZM198 176H199V178H198ZM12 177V178H11ZM21 177H23L22 179H21ZM57 178V179H54V178ZM192 177H194V179H195V181H196V183H193V185H192V183L191 182H194V180H193V178ZM40 178V177H39ZM50 178V179H49ZM2 179H4V177L2 178ZM25 179V180H24ZM62 179H63V181H62ZM123 179H124V181L125 182H123ZM127 179V178H126ZM16 180V181H15ZM20 180H21V182H20ZM36 180V179H35ZM34 180V181H35ZM193 180V181H192ZM18 181H19V184H18ZM22 181H24L23 182V184H25L23 187H21L23 184H22ZM40 181V180H39ZM3 182H4V180H3ZM26 182V183H25ZM54 182L56 183V185H55V187H54ZM58 182V183H57ZM60 182V183H59ZM128 182V183H127ZM10 183L12 184V182L10 181ZM30 185H28V184ZM16 184H17V186H16ZM22 184V185H21ZM28 186H27V185ZM59 184V185H58ZM2 185H3V183H2ZM8 185H9V187H8ZM15 185V186H14ZM18 186L19 187H21V191H20V188H18ZM66 186V190H67V192L65 193V192H63V193H61L60 191H62L61 189H62V187H65ZM11 187V188H10ZM25 187V188H24ZM34 189H33V191H35V184H34V186H32ZM37 187H38V185H37ZM49 187V188H48ZM13 188H15V192L13 191L14 189ZM55 188H57L56 190H55ZM24 189V190H23ZM27 189V188H26ZM54 189V190H53ZM18 190V191H17ZM22 190H23V193H22ZM40 191H41V189H40ZM43 191V190H42ZM53 191H54V193H53ZM194 191H196V194L194 193ZM19 192V194L17 195V193ZM31 192V191H30ZM22 194V195H21ZM53 194V195H52ZM33 196V195H32ZM19 198V199H18ZM15 201V204L17 203ZM26 201H28V199L26 200ZM26 201H24V202H22V200H21V203L23 204L22 206H21V208L20 209H22L23 208V206H25L26 205ZM132 201H133V204H132V209H131V207L129 208V210H128V206H131V205H127V207H126V202H127V204H129V202H131L132 203ZM8 202V203H7ZM3 203H5V204H3ZM49 205V206H48ZM45 208H46V204H45ZM4 209V210H3ZM2 210H3V212L5 213H3L2 212ZM13 210V211H12ZM13 212V214H12V216L10 215L12 212ZM32 211V212H31ZM47 211V210H46ZM50 211V212H49ZM125 211H129L128 213H131V216H130V214L129 215H126L125 214ZM131 211V212H130ZM132 211H133V213H132ZM35 213H34V215L36 214V211H34ZM52 212V213H51ZM50 213V214H49ZM126 216H130V220H129V222H128V220L126 221V222H128V224H126L125 225V222H124V219L125 218H127V217H124L125 215ZM2 215V216H1ZM6 215H7V217H8V219H6ZM13 216H14V218H13ZM42 216V215H41ZM52 218H53V215H51V217H50V219L48 218V220L47 221H49V222H47V224L48 223H51V221H53L52 220ZM15 219L12 221V222H14L15 221ZM42 219V218H41ZM40 219V221H42ZM128 219V218H127ZM8 220H9V223H8ZM126 220V219H125ZM37 221V222H36ZM26 222V221H25ZM39 224V223H38ZM35 225H36V227H35ZM40 225V224H39ZM34 227H35V229H34ZM63 226H61V228H62ZM12 241H14L15 243H13ZM35 241V243H32V244H29L30 242H34ZM10 243H13V244H16V246H15V251L16 252H19L20 251V246H22V248H21V252L20 253H22L23 252V250L26 248V247H28L27 248V250H26V252H25V254H18V255H15L14 257H10L9 256V252H10ZM130 246V249L128 248ZM13 249V248H12ZM128 249L130 250L129 252H130V254L128 253ZM191 252H193L194 253V261H192V257H190L189 256V253H191ZM128 255H130V256H128ZM191 263V264H192Z\"/></svg>",
	"mask_w": 264,
	"mask_h": 264
},
{
	"label": "rangeland",
	"instance_id": "374dc122",
	"mask_svg": "<svg viewBox=\"0 0 264 264\" xmlns=\"http://www.w3.org/2000/svg\"><path fill=\"white\" fill-rule=\"evenodd\" d=\"M5 1H6V0H5ZM9 1H11V0H9ZM9 1L7 0V2H9ZM118 1H119V0H118ZM122 1H123V0H122ZM129 1H131V0H128L127 2H126V0H125V3H126V4L128 3V5L130 4L129 6L132 7V8L130 7V9H133L135 6H132L131 4H133L134 1L132 0V1H131L132 3H129ZM136 1H137V0H135V2H136ZM144 1H145V0H143V2H144ZM154 1H155V0H154ZM169 1H171V2H173V3L171 4V2H169ZM178 1H179V2H178ZM195 1H196V0H195ZM199 1H201L200 4L202 3V1H203V3H205V2H204L205 0H199ZM208 1L210 2V0H208ZM214 1H215V0L211 1V4H212V5H210V6H211L210 8L208 7V10H207V8H206V9L203 8V6L205 7V4H204V5L201 4L202 7L200 6V10L198 11L199 14H200V16L198 15L200 19H197V20H199V24H200V25L202 24L201 26H199V24H198L199 27L197 26V24L195 25V24H194V22L196 23V21H194L195 18H194V20H193V24L195 25L194 28L199 29V31H200V28H201V30H202V32L200 31L201 39H204V38H205V39L203 40V45H204V43H205V45H204V47L202 46L204 49L201 47V50L199 51L200 55H197V53L194 54V55L197 56V59H200V60H199L200 62H202V61H201L202 59H206L205 62H206L207 64H208V61L211 62L210 67H208L209 64L207 65V64L205 63V65H204V63H203L204 61L202 62L203 64H199L200 67H201V65H202L203 69H204V67H206V66L208 67V68H207V67L205 68V69H207V70H206L207 72L205 71V69L203 70V71H205V73L209 74V75H208V78L205 79V80H203V81H205V84H204L205 86H204V88H203V87L200 88L201 84H199V83H202V80H201V81L197 80V81L199 82V83L197 82V83H198L197 87H196V82H195L196 78H197V79H199V78L202 79V78H204V77H205V78L207 77V76H205V75H206L205 73L203 74L204 77H202V76H203L202 74L200 75V73H201V71H202V68H201V70H199V71H200V73H199V72H198V68H200V67H197L198 64L196 65L197 70L195 69V63H199V62L196 61L195 63L192 64L191 60H192L193 58L195 59V57H193V58L191 59V56H192V55L189 54V52H187V53L189 54L190 62H191V64H192V66L194 65L193 69H191V68H190V64H189V62H187V61L189 60V57L186 56V54L184 53V51H183L181 54L184 53L183 56H186V57H182V58H183V59H182L183 62H182V61H179V60H181V59H179V58L181 57V56H180V51H181V48H182V47L179 46V44H182V43H180V42L178 43V42H177V43H178V44H177L178 46H177L176 48L178 49V48L180 47V50H179V54H178V56H177L178 51H177V53H176V52H175L176 50L174 51V49H175L174 45L172 46V44H173L172 39H173V37L175 36V35H174L175 32L178 33L177 29H178V26L180 25V24H176V23H175L176 20H177L178 14H179V16H180V14H181V15H184V16H182V17L180 18V20H178V21L181 23V19H182V18H183V19L185 18V13H184V12H186V15H188V9H190V10L192 9V8H191V5H190L191 2H192V0H191V1H190V0H175V1H173V0H165V1H163V0H162V2L165 3V5H164L165 7H164V8L162 7L164 10H163L160 14H158V13H159L158 11H161L160 9H161L162 4H161V6H160V3L158 4V6H160L159 10H155V9H154L155 7H154V8L151 7L152 9L155 10L154 13H155V12H158L157 14H155V16H156V15H158V16L156 17V20H154V21H155L154 24H153V22H152L151 24L148 25V22L150 23V21H148L147 19H145V20H147V27H145L143 24H142V26H144V31H145L149 26H151V29L148 30V32H149L148 34H149V35L146 36V34H147V30H146V31H145L146 34H145V32H144V37H146V38H145V41H143V39H142V41H140L139 47H138V45L135 44V45H136V46H135V50H136V47L140 48V45L143 47V48L139 49L138 52H137L138 56H140V57H137V58H134V59H139V62H143V64H142V63H141V64H142V66L144 65V72H145V73H143L144 75H141V74H139V75L142 76V78H143V80H144V82H145V83H144L145 87H142V84H143V80H142V78H140V77L138 76V78L141 79V81H140V79L137 78V75L135 74L134 70L131 68V66H133V65H134V66L136 65L135 67H138V65L141 66L140 63H139V62H138V63H136V62L133 63L134 60H131L130 57L128 56V57H129V58H128V60H129V63H128V64H130L131 62H132L133 64H132V65H125V61H123L122 58L119 57L120 61L122 60L121 62H122V63L124 62V64L118 63V67H119V66L122 67V65H123V66H130V68H131V69L129 68V73L126 72V74H130V75H128V76L126 75L127 78L129 79V77H131V79H132V80L127 81L128 84H129L130 81H132V82L130 83L131 85H130V84H129V86L127 85V86H128V87H127V90H128V88H129V90L132 91L131 93H134V92L137 91V89H139V88H136L135 85L132 84V83L136 84V83H135V80H137V79L141 82V83H140V82L137 83V84L141 85V86H138V87H140V88L142 87V88H143V89L141 88L143 97L141 96V92H140L141 90H140V89H139L140 91L138 90L140 94H137V92H136L135 94H133V96H134V95H135V96H136V95H137V96L139 95L138 97H137V96H136V97H131V93H127L128 91H126L125 93H123V90L120 91L124 86L126 87V85H125V83L123 84L124 86L122 85V83L125 82L124 79H123V81H122V77H124V76H122L121 74L118 75V74H119V73H118L119 70L117 69V71H116V76H117V77H115V79L118 78L117 81H118V83H119V86H117V87H118V89H119V93L115 96V94L117 93V92L115 93L116 89H115V91H114V89H113L114 96H112L111 93H110V95L112 96V102H113V103H111V104H112V105L115 104L116 107H117V117H116V122L114 123V125H112L113 127H111V125H110L109 127H108L107 125H106L107 127H104V129H105V133H107L106 131L109 132V133L106 134L107 136L105 135V138H104L105 141H104V142H105V143L107 142V143L109 144V146H108V151H109V153H110V154L113 153V154H111V155H115V154H116L115 156L118 157V161L120 162V165L123 163V164H122V170L124 169V170H123V173H125V171H126L127 169H129L128 171H126V173L128 174V176L126 175V177H124L125 174H123V177L125 178V181H128V182L130 181V182L132 183V180H133V179L128 180V177L133 178L134 175H136V176L139 175L138 173H140V171H141L142 168H144V167L147 168V169H149V168H148V167H149L148 164H153V163H154L153 165H154V166H157V163L160 164V162H161L160 160H158V159H161V157H162V162H161V163H163V160H164V158H163L164 156H163V155H165V153H167V154H166V157H167V158H170L171 156L168 155L169 152H166V149H167V151H170V152H171L172 149H171V145H169V144L172 143V140H173V138L175 137V135L177 136V138L180 137V139H177V138L174 139V141H175L176 139H177V141L180 140V141H178L179 144L176 145L177 150L175 151V153L173 152V155H174V154H177V155H176L177 158H178V154L180 153L178 149L180 148L179 145H180L181 140L183 139V140H182V142H183L182 149H184V151H181V153H186V151H187V154H183V158H184V155H185V156H188V154H190V148H191V144H192V142H193V145H192V146H193V149L191 148V149L193 150V151L191 150L192 157H191V155L188 156L189 158H191L190 161H192V160L194 161V160L196 159V158L194 159V157L200 155L199 153H200V151H202V150H200V147H203V146L205 145V144H203L204 141H203V142H199V139H200L203 135H206L205 140H207V141H205V142H206L207 144H206L205 146L208 145V146H207V149L210 148V147H212L210 150L208 149V151H211V150H212V152H214L213 155H215V154L217 153V151H218L217 149L220 150V151H218V153L215 155V156L218 155V157H220L221 154H223L222 151L224 150V149H223L224 147L222 148V146L225 145V144L227 143V141H225V140H227V136H232V134H234V137H235L236 135H238V136H236L237 138H235V140H237V141L239 140L238 143L235 142V141H233L232 139H231V140H232V142H233L234 144H237V145H238V146L236 147V149H237V150L239 149V150H238V153H236L237 150H236V152H234V151H235L234 148H233L232 146H230L231 149L233 148L232 150H234V151L230 152V154H228V155H230V156H229L230 158H235V155H236V154L238 155V157H242V158H243V156H244L245 154H247V153L250 152L251 148L254 149V147H255V146L252 147V146H250V145H248V144L245 145V146H244V145H241V144H242V143H241V142H242L241 137H242V133H243V126H242V125H243L244 122H247V121H245V119L248 120V118H249V116H250V114H249V110H250V113H251V108H252V107H250V104H251V100H250V99H251V98H250L249 96H251V97H253V96H257V92H255L254 95L252 96L251 93H249V92H250L249 89L252 88L251 91L254 90V87L258 85V84H257V83H258L257 81H258L259 78H260V74H261V76H262V74H263V72H264V71H263L264 68L262 69V64L264 65V63H263V62H264V59H263V61H262L261 67H260L262 72H261L260 70L257 71L256 69H254V68L257 66V64L255 65V63L257 62V63L259 64L258 60L261 61L260 59H261V56H262V55H263V58H264V48H263L264 46H263V42H262V41H263V38H264V34H263V33H264V28H263V27H264V23H263L264 21H263V20H262V21H258V20H259V15H264V12H263L264 7H262V9H261V6H263V5H261V1H262V0H259L260 3H259V1L256 0V2H257V4H258L259 8L257 9L258 12H257V13L255 12V13H256V14H255V13H254V6L252 5L253 3L251 2L252 4H247V3H250L251 0H250V1L247 0V3H246V0H243V1L241 0V4H240V2H238V1H240V0H238L237 3H236V0H222V2L224 1L223 3H225L224 6H225V5L227 6V7L225 8V10H227V12H228V14H227V16H226V15H225L226 13H225V11H224V8H223V6H221V3H222V2L219 3L220 0L218 1V3H219L218 5H220V6L222 7V9H223V10L220 12V10H221V7H220V9H219V13H218V10H217V12L215 11L216 9H215V7H214V5H215ZM227 1H228V2H227ZM229 1H230V2H229ZM248 1H249V2H248ZM3 2H4V1H3ZM3 2H2V3H3ZM14 2H16V1L14 0ZM14 2H13V3H12V1H11V3L9 2L10 4L7 5L8 10H7L5 4H2V6H1V8H0V16H1V14H2V16H1L0 18H2L3 16L6 15L7 17H6L5 19H7V18H8L7 20L10 19V21H8V22H7V20L5 21V19H0V21H2V22H0V29H2V31L0 30V38H1V39H0V43H1V44H0V48H1V50H0V52H1V53H0V59H1L0 62H4L3 64L6 65V66L4 67V65H2V64L0 63V69H1V70H0V73H1V75H0V87H1L0 90H1V91H0V92H1V93L4 92V94L7 93V94H6L7 96L5 95L6 97H4L3 95H1V93H0V103H1V104H2L3 102H4V103H7V102H8L7 99L9 100V97H10V100H11V99H12V100H11L10 102H8V104H6V105H7L6 108H7V111H10V113H11L12 116H13V113H14V116H13V117H9L10 115H8V117H9L8 119H9V120H10V118H11V119L13 118L12 121H11V120H10V121H7V119H6V115L9 114V112H7V111H6L7 113L5 112L6 108H3V107H2V106H4V105H2V106L0 107V111H1L2 113L4 112V114H2V113L0 112V113H1V114H0V121H2V123H0V130H1V133H2V134L0 133V135H2V136H0V142H1V143H0V145H1V146H0V154L3 153L2 151H3V150L5 151V149L7 148V149H6L7 153L4 152V155H3V160H2V162H4V163H1V162H0V163H1V167H2V168H3V165H5V162L8 163L7 161H4V160H5V158H4V157H5V154H6V158L8 157V160H13V161H14V159L16 160V161H14V162L16 163L17 166L14 167V169H16V168L18 167V164H20V162L18 163V161L22 160L23 163H22V161H21V165H22L23 167L25 166V170H24L23 168H22V170H21V168H20V170H21V171H24V172L26 173V175H27L26 178H27V179H28L29 175L31 176V177H30V183H31L32 175H33V173H34L35 171H29V170H30V167H31V163H29V166H27L26 159H27V161L29 162L30 158H29V157H28V158L26 157V159H25V155L23 154L24 149H25V150H26V149H29L30 146H31L32 148L34 147V150H35V151H36L35 148H38V149H39V153H40V151H42V153L46 155V150H45L46 148H45V145H46V143H47V139H48V143H49V144H50L51 142L55 143V140H54V139H50V140H49L48 137L51 138L52 136H54V137H57V139H58V138H61V137L63 136V133H61V131L64 132V131H66V129H63V130H61V131L59 130L60 132H56V133H55V131H56L57 129H56L55 131L52 130V133L49 134V133L51 132V131H49V127H50V125H49V127L47 126V124H46L47 121H46V120H47V117H48V119L50 118L51 120H53V111H55L54 113H56V114H54V116H56V117L58 116V118L61 117L62 114L65 115L66 119H65V117H63L64 115H63L62 117H63V119H65V120L68 122V127L70 126V124L72 123V121L75 120V118L77 119L78 116H77V117H74V116H75V115H74V112H75V111H72V110H71V109H73V108L71 107V103H70V105L68 106L70 100H69V102H68V99H67L66 102L63 100V99H64V97H63V93H64V92L62 93V91H60V90H62V87H59L61 84H62L61 86L64 85V84H63V81H64V80H63V76H64V75H62V72L65 73L66 76H68V74L70 73V70H69L70 68L64 66L65 69H63V67H62V69H63L62 72L59 71L58 69H60V66L57 65V61H59V59H58L59 56H58V58H57L56 55H55V53H54L53 55H55V57L57 58V60H55V59L53 60V62L56 64L55 66H53V67H54V70H53V71L55 72V74H56V73L58 74L57 77H59V79H60V80L58 79L60 85H58V81H57V79H55V80L53 79V78H56V77H55V74H53V71H52V68H51V65H54V63L52 62V58H53V57L51 56V52H52L51 49H52V48H51L50 43H49V42L51 41L50 38H51L52 30H50V29H52V28H50V27H51L50 25H51V23H52V20H50L51 22L48 21L49 24L47 25V27H45V26L43 27L44 30H47V29H48V30L45 32V31H43V28H42V30H41V32H40L41 34H38L39 36H38V35L33 36L32 34H33L35 31L38 30V27H41L40 25H42V24L44 25V23H45V22H44V21H45V18H44L43 23H41L40 25L37 24V25H35V26L31 27V28L28 27L29 21H30V20L32 21V20L34 19V17L37 16L36 12H39L38 9H41V10L43 11V8H45V11H43V12H46V14H49V15H47V18H48V20H49L50 16L52 15V14H50V13H53V12H52V6H51L50 4H47V6H45V4H44L45 2H44L42 5H44L45 7L43 6V8H42V5H41L39 8H37V9L34 10L35 12L32 11V13H31L32 15H29L28 13L26 14V12L23 11V10H25V9H23V10L21 11V14H23V15H21L22 17L20 18V16H19V19H20V20H19V19H18V20L16 19V20L19 21V22H21V21L26 17V19H24V21L26 22L27 25H26L25 23H23V21H22V23H20V24H22V25H21L22 27L20 26V24H18V26H19V29H18V27L15 26L16 24L14 23V20H15V18L18 17V15H20V14H18V11L20 12L19 8H21V6H20V3H19V0H18V2H16V3H14ZM141 2H142V0H138L137 3H140V4H141V5H140V8L143 9V8H145V6H144V3H141ZM146 2H147V0H146ZM157 2H158V1H157ZM157 2H155V6H157ZM175 2H176V4H177V6H176V5H175V6L178 7V8H177L178 11H177L176 7L174 6ZM193 2H194V0H193ZM193 2H192V4H194ZM216 2H217V0H216ZM231 2H232V4H231ZM242 2H243L244 4H246V5H248L249 11H250V8H251V5H252V7H253V11L251 10V13H250L249 11H247V9H244V8H247V6H244V4H242ZM253 2H255V1H253ZM17 3H18V4H17ZM120 3H121V1H120ZM149 3H150V2H147V4H149ZM151 3H152V0H151ZM179 3H180V4H179ZM196 3H198V2L196 1ZM207 3H208V2H207ZM213 3H214V4H213ZM229 3H230V4H229ZM262 3H263V1H262ZM13 4H17V5H15V7L18 9L17 12H15V14H16V13L18 14L17 16H15V14L13 13V12H14V9L16 10V8H14V5H13ZM118 4H119V2H118ZM126 4H124V1H123V6H121L122 4H120V9H121L122 7L124 8V7L126 6ZM166 4H167V5H166ZM178 4L181 5V9H183V10L180 9V6H178ZM228 4H229V6H228ZM257 4H256V6H257ZM4 5H5V6H4ZM10 5H11V6H10ZM134 5H135V3H134ZM145 5H146V4H145ZM206 5H207V4H206ZM241 5H242L243 7H242ZM249 5H250V7H249ZM148 6H149V5H148ZM184 6H185V7H184ZM196 6H197V4H195V9H196ZM208 6H209V5H208ZM212 6H213L214 8H213ZM215 6H217V4H216ZM237 6H238L239 9H240L239 12H236V13L238 14V15H237L238 17L235 16V14H234V12L236 11V9H237V11H238V7H237ZM256 6H255V7H256ZM136 7H137V5H136ZM146 7H147V5H146ZM174 7H175V8H174ZM183 7H184V8H183ZM192 7H194V6H192ZM3 8H5L4 11H3ZM12 8H13V10H12ZM22 8H23V7H22ZM118 8H119V7H118ZM123 8H122V9H123ZM127 8H128L127 10L130 11V13H133V12H134V14H136V17H138V18L140 19V16L137 14V13L140 11V8H139V10H136V11H134V9H133L132 12H131V10H129V7H127ZM157 8H158V7H157ZM197 8H198V6H197ZM212 8H213V9H212ZM229 8H230V9H229ZM241 8H242V9H241ZM120 9H118V10L121 11V14H122V11H123V10H120ZM146 9H147V8H146ZM149 9H150V7L148 8V10H149ZM152 9H151V10H152ZM172 9H173V10H172ZM201 9H204L203 11H204V13H205L207 16H208V13H206V12H209V11L211 10L212 13L210 12V14L212 15V18L214 19L213 24L210 23L212 20H211V21L206 20V19H207V16L205 17V16H204L205 14L202 16V13L200 12ZM209 9H210V10H209ZM214 9H215V10H214ZM10 10H11V11H10ZM41 10H40V11H41ZM143 10H144V9H143ZM143 10H142V13H144ZM151 10L148 11L149 14L145 12L143 15H145L146 17H147V16L150 17V15H151L150 18L152 19V15H153L154 13H152ZM174 10H176V11L178 12V14H174V15H173V13L176 12V11H175V12H172V11H174ZM179 10L181 11V13L179 12ZM206 10H207V11H206ZM229 10H231L232 12H230ZM242 10H243V11H242ZM244 10H246V11L248 12V15H247V14H246V11H245V14H246L247 17L244 16ZM259 10H260V11H259ZM7 11H8V14H12V15H11V16L9 15V17H8V15H7ZM124 11H126L125 8H124ZM124 11H123V14H124ZM150 11H151V14H150ZM182 11H183V12H182ZM192 11H193V10H192ZM5 12H6V14L3 15ZM136 12H137V13H136ZM198 12H197V9H196V13H195V10H194V12H193L192 15L195 16L196 14H198ZM214 12H216L217 22H216V19H215V17H214V16H215ZM242 12H243V13H242ZM33 13L35 14V16H34ZM126 13H127V11H126ZM126 13H125V14H126ZM189 13H190L189 16H191V18L193 19L192 15H191V12H189ZM194 13H195V15H194ZM229 13H230V15H229ZM261 13H262V14H261ZM24 14H25V15H24ZM127 14H128V13H127ZM139 14H141V11L139 12ZM218 14H219V16H217ZM249 14H251V15L253 14V17H252L251 15H249ZM254 14H255L256 16H255ZM258 14H259V15H258ZM128 15H129V14H128ZM143 15H142V16H143ZM233 15H234V16H233ZM257 15H258V17H257ZM24 16H25V17H24ZM28 16H29V17H28ZM32 16H34V17H32ZM131 16H132V17H131ZM243 16H244V18L246 17V19H248V18L251 19V18H252L251 21H253V22H254V20H255L254 17H255V18L257 17V19H258V20L256 19L255 24H256V23H257V24H256L255 26H254V23L251 22V21H249V20H247V21H248L251 25H249V23L247 22V26H246V21H245V23H244L245 26H246V27L244 26V29H247L246 34H248V35L250 36V37H249L250 39H251V37H253V40H254V38H255V40H258V41H255V40H254L255 42H257V45H256V43H255L252 39H251V40L249 39L250 41H253V42H254V43L252 42V45H251V43H250L251 46L249 45V43H247V40H248L247 37H248V35L246 36V41H245V43H244L245 46H244V45H241V46H240L238 42H237V43L235 42V45H237V44L239 45V48L237 47L236 50L234 49L233 46L231 47L232 42H231V44H230L229 42L224 41L225 45H223V44L221 45V44H220V47H221V48H222L223 46H224V47H227V48L230 49V51H228L229 49L227 50V48H224V50H225V49L227 50V51L225 50L226 53H224V50L222 51V50L219 48V50L221 51V54H220V53H218L219 50L217 51V49H218V48H217V49H216V54L218 53V56H219V54H220V57H219V58L216 57V58L214 59L213 56H212V58H211V56H209L210 59L207 61V58H209V57L207 56V58H206L205 55H207V54H205V53L208 52V54H209V49H210V47L212 46V45H211V46H208L209 48H207V45H208L207 43H210V42L214 41V38H212V41H209V40H208V39H210V38L212 37V36H210L209 34L212 33V32H210V31H211L212 28L214 27V24L217 23V25H215V26L218 27V24H219L221 21H223V22L220 24V28H218V30H221V32H220L221 34L219 33V34H218L219 36H217V34L213 35V37H215V36L217 37V38L215 37V40L217 39V42L220 41V40H219V37H220V36L223 38V37H225L226 35H227V36H230L229 39H232L231 37H234L235 39H237V41H239V40H240V41H243L242 35H241V37L239 36V34H236V35H235V33H236V30H235V29H234L235 33H230V29H232V27H233V26H232V23L234 24V22H236V20L239 19V18H240V22H241V18L244 19ZM249 16H250V17H249ZM12 17H13L14 19H13ZM23 17H24V18H23ZM31 17H32V18H31ZM125 17H127V15H125ZM125 17H124V19H126ZM130 17H131V19H132V18H133V14L130 15L129 17H127L128 21H130V19H129ZM165 17H166V18H165ZM175 17H176V18H175ZM236 17H237V18H236ZM29 18H30V19H29ZM134 18H135V16H134ZM138 18H137V19H138ZM174 18H175V22H174ZM178 18H179V17H178ZM189 18H190V17H189ZM205 18H206V19H205ZM208 18H209V17H208ZM210 18H211V16H210ZM233 18H234V20H235V18H236V20H235L234 22H233ZM262 18H264V16H261V19H262ZM186 19L188 20V17H187ZM204 19H205V20H204ZM231 19H232V21H231ZM246 19H245V20H246ZM3 20H4V21H3ZM11 20H12V21H11ZM141 20H142V18H141ZM184 20H185V19H184ZM27 21H28V22H27ZM143 21H144V20H143ZM166 21H167V22H166ZM10 22H11V23H10ZM133 22H135V20H133ZM137 22H138V20L136 21V23H137ZM144 22H145V21H144ZM182 22H183V21H182ZM189 22H190V20L188 21L187 24H188V26H191V25L189 24ZM205 22H206V24H204ZM207 22L209 23V25L212 24L213 26L210 27V26L208 25ZM242 22H244V21H242ZM5 23H8V24L10 23V25L7 24V27H6V26H5V25H6ZM12 23H14V24H12ZM17 23H18V22H17ZM129 23H131V21H130ZM129 23H128V25H129ZM177 23H178V22H177ZM258 23H259V25H258ZM24 24H25V25H24ZM137 24H139V23H137ZM174 24H176L175 27L177 26V28H174L176 31L173 29ZM184 24H185V23L183 22L182 25H184ZM187 24H185V26H186ZM193 24H192V25H193ZM239 24H240V23H239ZM239 24H238V25H239ZM242 24H243V23H242ZM244 24H243V25H244ZM2 25H4L5 27L3 26V28H2ZM52 25H53V24H52ZM123 25H124V23H123ZM132 25H133V27H134L136 24L133 23ZM145 25H146V24H145ZM152 25H153V26H152ZM172 25H173V26H172ZM261 25H262L263 27H262ZM24 26H25V27H24ZM36 26H38V27L36 28ZM49 26H50V27H49ZM136 26H137V25H136ZM138 26H139L140 29H142V27H141L140 24H139ZM138 26H137V27H138ZM205 26H206V27H205ZM249 26H250V27H249ZM251 26H252V27H251ZM258 26H260V28L262 27L261 29H262L263 33H262V31H260V28H258ZM15 27L18 29V31H17V29H16ZM23 27H24L25 29H24ZM26 27H28L27 30H26ZM129 27H130V26H129ZM133 27H132V30H133ZM137 27H135V31H136ZM191 27H192V26H191ZM254 27L258 28L259 31H258V29L256 30V28H254ZM4 28H5V29H4ZM6 28H8V29H6ZM20 28H21V29H20ZM33 28H34V29H33ZM119 28H120V27H119ZM126 28H128V27L126 26ZM139 28H138V29H139ZM149 28H150V27H149ZM206 28H207V30H206ZM221 28H222V29H221ZM234 28H235V27H234ZM236 28H237V27H236ZM241 28H242V26H241ZM250 28H252V29H250ZM3 29L6 30V32H7V33H6L7 35L5 34V35H6L5 37H3L4 32H5ZM29 29H31V31H30ZM121 29H122V28H120V30H121ZM138 29H137V30H138ZM184 29H185V31H183V29H181V27H180V30H181V31H183L184 33H187V32H186V29H188V28H184ZM249 29H250V30H249ZM22 30H23V31H22ZM24 30L26 31V35H25V33H24ZM28 30H29V31H28ZM124 30H125V28H124ZM132 30H131V32H132ZM150 30H151V31H150ZM180 30H179V31H180ZM188 30H190L191 33L188 31L187 35H188V34H190V35H194V33L197 32V30H196V32H195V30H193V29H192V31H191V28H189ZM240 30H241V29H240ZM3 31H4V32H3ZM19 31H22L24 34L21 32V35H24V36H20ZM129 31H130V29H129ZM142 31H143V29H142ZM181 31H180V32H181ZM193 31H194V32H193ZM199 31H198V32H199ZM208 31H209V34H208L209 36L206 37ZM232 31H233V30H232ZM238 31H239V30H238ZM242 31H243V30H242ZM244 31H245V30H244ZM253 31H254V32H253ZM257 31H258V32H257ZM17 32H18L19 35H17ZM27 32H28L29 36H28ZM29 32H30V33H29ZM32 32H33V33H32ZM43 32H44V34H43ZM50 32H51V33H50ZM125 32H126V30H125ZM137 32H138V31H137ZM160 32H161V33L164 32V33L161 34ZM213 32L216 33V32H217V28H216V31H215V28H214V31H213ZM225 32H227V34H226ZM248 32L251 33V34H249ZM255 32H257L256 34L258 35L257 39H256V36H257V35L255 34V37H254V34H253V33H255ZM260 32H261V33H260ZM1 33H3V35H2ZM8 33H9V34H8ZM45 33H46V34H45ZM49 33H50V34H49ZM121 33H122V32H121ZM132 33H133V32H132ZM168 33H169V35H168ZM224 33H225V36H223ZM259 33L261 34V37H259V35H260ZM48 34H49L50 36H49ZM127 34H128V29H127ZM135 34H136V32L134 33V35H135ZM138 34H139V33H138ZM142 34H143V32H142ZM158 34H159V35H158ZM160 34H161L162 37H160ZM182 34H183V33H182ZM212 34H213V33H212ZM242 34H243V33H242ZM252 34H253V36H252ZM40 35H41V36H40ZM47 35H48V36H47ZM123 35H124V33H123ZM131 35H132V34H130V36H131ZM134 35H133V36H134ZM140 35H141V30H140ZM173 35H174V36H173ZM177 35H178V34H177ZM195 35H197V34H195ZM198 35H199V34H198ZM198 35L196 36V38H195V36H193V38H195V39H192V36H191V38L188 37L189 42H190L191 39H192L191 42L194 44V46H191V44L189 43V44H188V45H190L189 47H192L193 49H196L195 46L197 45V47H198V45H200V43L202 42L201 40H200L201 42H199V40H197V41H198V42H197L198 44H197L196 42H195L196 44L194 43V40L196 41V39H198V38L200 39V35H199V37H198ZM231 35H232V36H231ZM16 36H17V39H16ZM25 36H26V39H24ZM157 36L159 37V40H161V41H159L160 45H161L162 43L164 44V46L162 45L161 48H160V46H157V42H158V40L156 39ZM22 37H23V38H22ZM33 37H34V38H33ZM41 37H42V38H41ZM43 37H44V38H43ZM123 37H124V36H121L122 39H124ZM134 37H135V36H134ZM142 37H143V35H142ZM155 37H156V38H155ZM184 37H185V36H184ZM197 37H198V38H197ZM221 37H220V38H221ZM238 37H239V39H238ZM31 38H33V41H32V42H31V40H32ZM45 38H46V39H45ZM127 38H129V37H127ZM136 38H138V36H136ZM140 38H141V37H140ZM140 38H139V39H140ZM166 38H167V41H168V39H169V44H168V42L166 43ZM176 38H177V37H176ZM185 38H186V37H185ZM222 38H221V39H222ZM225 38H226V37H225ZM234 38H233V39H234ZM4 39H5V40H4ZM20 39H21V40H20ZM41 39H42V41H41ZM47 39L50 40V41H48ZM130 39H131V38H130ZM139 39H138V40H139ZM152 39H153V40H152ZM154 39H155V41H154ZM180 39H181V35H180ZM180 39H179V41H180ZM188 39L185 40V41L187 42ZM260 39H261L262 41H261ZM1 40L3 41L4 45H3V43L1 42ZM46 40H47V41H46ZM125 40L127 41L128 39L125 38ZM170 40H171V42H170ZM174 40H175V38H174ZM205 40H206V41L208 40L209 42H208V41L206 42ZM218 40H219V41H218ZM244 40H245V39H244ZM249 40H248V42H250ZM11 41H12V43H10ZM13 41H14V42H13ZM40 41H41V42H40ZM126 41H125V43H127ZM132 41H134V40L132 39ZM185 41H184V43H186ZM227 41H228V40H227ZM230 41H231V40H230ZM8 42H9L10 44H8ZM128 42H129V41H128ZM138 42H139V41H138ZM175 42H176V40H175ZM182 42H183V39H182ZM217 42H216V43H217ZM260 42H261L262 44H261ZM40 43H41V44H40ZM45 43H48V44H46V45L49 46V47H48V51H46V53H45V51H43V52L45 53V55H46L45 57H46V58H47V57L49 58V55H50L51 58H50V60H49L48 58H47V59H46V58H44V59L42 58V61H43V60H46V61H45V63L43 62L44 65H43V63H41V66L43 65V67H45V70H44V71H46L45 73H47L46 78H48L49 76L51 77V75H52V76L54 75V76L51 78L52 80H51V82H49V84H47L48 81H46L47 83H45V80H46L45 75H46V74L43 72V69H41V66L38 67V61L35 59V57H36L37 55L40 54L41 51H40L39 49H40L41 47H43L42 50L47 49V46H46V48H44ZM119 43H121V42L119 41ZM131 43H132V42H131ZM187 43H188V42H187ZM213 43H214V42H212V44H213ZM216 43H214V45L212 46V48L216 45ZM241 43H242V42H241ZM42 44H44V45L42 46ZM123 44H124V42H123ZM16 45H17V46H16ZM26 45H28V46H26ZM119 45H120V44H119ZM125 45H126V46H125ZM130 45H131V44H130ZM132 45H133V44H132ZM182 45H183V44H182ZM184 45H185V44H184ZM186 45H187V44H186ZM218 45H219V43H218ZM246 45H247V47H246ZM248 45L250 46V48L254 47L255 50L258 49V50L260 51V49H261V52L258 51V52H259V55H260V58H259V55H258V54L256 55L257 52H255V50H254L253 48H252V49H250V48L247 49V48L249 47ZM1 46H3V47L5 48V49H4L5 51L3 50V47H1ZM30 46H31V47H30ZM32 46H33V47H32ZM127 46H128V44H124V45H123V47H124L125 50H126L125 47H127ZM216 46H217V45H216ZM258 46H259V47H258ZM261 46H262V47H261ZM10 47H11V48H10ZM15 47H16V49H15ZM36 47H37V48H36ZM117 47H118V46H117ZM119 47H120V46H119ZM172 47H174V49H173ZM185 47H186V46H185ZM194 47H195V48H194ZM205 47L208 49V51H207V49H205ZM218 47H219V46H218ZM241 47H242V48H245L244 50H242L243 52H242L241 49H240ZM20 48H22V49H20ZM27 48H28V49H27ZM38 48H39V49H38ZM64 48H65V47H64ZM67 48H70L69 45H68V47H66V54H67V51H69ZM129 48H130V46H129ZM183 48H184V47H183ZM183 48H182V50H183ZM212 48H211V49H212ZM232 48H233V49H232ZM10 49H11V50H10ZM18 49H19V50H18ZM32 49H33V50H32ZM35 49H37L38 51H35ZM124 49H123V51H124ZM142 49L145 50L144 55L141 54V53L143 52ZM188 49H189V48H188ZM211 49H210V50H211ZM15 50H16V51H15ZM26 50H27V51H26ZM29 50H30V51H29ZM171 50H172V51H171ZM185 50H186V49H185ZM196 50H199V48L196 49ZM232 50H233V52H232ZM234 50H235V54H236V55L234 54ZM250 50H252V51H250ZM9 51H10V52H9ZM11 51H12V53H13L15 56H14V55H13V56L11 55ZM14 51H15V52H14ZM61 51H62V50H61ZM188 51H189V50H188ZM192 51H193V50H191V53H192ZM194 51H195V50H194ZM204 51H205V52H204ZM213 51H214V49H213ZM236 51H237V52H236ZM246 51H247V52H246ZM248 51H250V53H249ZM253 51H254V52H253ZM2 52H3L4 54H3ZM19 52L21 53L20 55L18 54ZM28 52H29V53H28ZM36 52H39V53L36 54ZM49 52H50V53H49ZM64 52H65V49H64ZM127 52L129 53V51H127ZM133 52L136 54L135 51H133ZM203 52H204V54H203ZM222 52H223V53H222ZM230 52H232V54H231ZM239 52L241 53V55H240ZM9 53H10V55H9ZM25 53H26V54H25ZM118 53H119V51H118ZM153 53H154L155 55H154ZM237 53H239V55H238ZM246 53H247V55H246ZM251 53H253V54H252L253 56L251 55ZM7 54H8V59L6 58V57H7ZM27 54H29V55H27ZM34 54H36V55H34ZM121 54L123 55V53H121ZM135 54H134V55H135ZM137 54H136V56H137ZM210 54L212 55V52H210ZM222 54H223L224 56H223ZM242 54H243V55H242ZM244 54H245V55H244ZM248 54H249V55H248ZM17 55H19V57H18ZM25 55H26V56H25ZM31 55H32V56H31ZM61 55H63V53H62ZM201 55H203V56L201 57ZM231 55H232V57H231ZM255 55H256V56H255ZM9 56H11L14 60L11 59ZM23 56H24V57H23ZM29 56H30V57H29ZM39 56H40V57H43V55H41V54H40ZM39 56H38V57H39ZM66 56H67V55H66ZM119 56H120V54H119ZM143 56H145V57L142 58V60H141V57H143ZM146 56H147V57H150L151 59H150V58H147ZM160 56H161V57H160ZM214 56H216V55H214ZM221 56H222V57H221ZM229 56H230V57H229ZM239 56L242 57V60H244L245 62H243V61L240 59ZM251 56H252L253 58H254V57L256 58V59L254 58V60L256 61V62H254V64H252V63L250 62V59L252 60V62L254 61V60L252 59ZM257 56H258V57H257ZM16 57H18L19 60H17ZM22 57H23V58H22ZM60 57H61V56H60ZM64 57H65V55H64ZM131 57H133V54L131 55ZM170 57H172V58H171V62H172L173 60H175V59L178 58V59H179L178 62H179L180 65H181V63H182V67H183V63H185V65H184V66H186V69H185V70L188 71V72H183V71L181 70L182 73H180V72H177V71H173V70H171V67H169V66H170V65H172L173 67L175 66V69H176V65H175V62H174V63L172 62V64H169V63H171V62L169 61V58H170ZM176 57H177V58H176ZM198 57H200V58H198ZM237 57H238V58H237ZM250 57H251V58H250ZM2 58H3V59H2ZM4 58H5V60L7 59L6 62L4 61ZM15 58H16V59H15ZM26 58L29 59V60L26 61V60H27ZM36 58H37V57H36ZM62 58H63V56H62ZM145 58L147 59V61H146V60L144 61ZM156 58H157V59H156ZM220 58H221V59L223 58L224 60L220 61V60H221ZM229 58H230L231 60H229ZM234 58H236V59H234ZM243 58H244V59H243ZM257 58H258V60H257ZM66 59H67V58L65 57V59H64V60H65V65H67V64H66V62H67ZM149 59H150V60H149ZM212 59H213V60H212ZM216 59H219V60L217 61ZM227 59H228V60H227ZM247 59H249V62H250V63L248 62ZM10 60H11V61H10ZM21 60H22V61H21ZM130 60H131V61H130ZM153 60H154V61H153ZM186 60H187V61H186ZM195 60H196V59H195ZM195 60H194V61H195ZM210 60H211V61H210ZM215 60H216L217 62H216ZM7 61H9V62H7ZM23 61H24V62H23ZM35 61H37V63H36ZM42 61H41V62H42ZM47 61H51L52 63H51V62L47 63ZM62 61H63V59H62ZM118 61H119V60H118ZM120 61H119V62H120ZM212 61H213V63H212ZM224 61H225V62H224ZM231 61H233L234 63H232ZM246 61H247V62H246ZM10 62H12V63H10ZM14 62H15V63H14ZM63 62H64V61H63ZM154 62H155V64H154ZM176 62H177V61H176ZM226 62H227V63H226ZM229 62H230V63H229ZM240 62H241V64H240ZM5 63H7V64H5ZM22 63L25 64V65L23 64L24 69H23V67L21 66ZM50 63H51V65H50ZM218 63H220V64L217 65ZM238 63H239V65L237 66ZM247 63H248L249 65H247ZM10 64H11V65H10ZM19 64H20V65H19ZM31 64H32V66H31ZM59 64H60V63H59ZM126 64H127V62H126ZM145 64H147V65L149 66L147 69H146V65H145ZM164 64H165V65H164ZM168 64H169V65H168ZM213 64H214V66H213ZM231 64H232V65H231ZM250 64H252V65H250ZM13 65H14V66H13ZM39 65H40V63H39ZM157 65H158V66H157ZM159 65H160V66H159ZM180 65H177V69L180 68ZM203 65H204V66H203ZM242 65H243V66H242ZM254 65H255V67H253V70H255V72L252 71V70L249 68L250 66H254ZM48 66H49V68H48ZM151 66H152V67H151ZM154 66H155V69H156V67H157L156 70H158V72H155ZM178 66H179V68H178ZM212 66H213V67H212ZM219 66H221L220 69L222 68V75H221L220 77H221V80L223 79V82H224L225 84H224L223 82L220 81V82L223 83L224 85L222 84V87H221V86L219 87V93H217L218 90H214L215 87H216V86H215V81H216V79H215V78H216V74H215L216 72H215V69H216V71L218 72V70H219ZM240 66H241V67H240ZM259 66H260V64H259ZM12 67H14V68L16 67V68H15V69H12ZM31 67H32L33 70H35V72H36L37 74H38V72L40 73V70L44 73V75L41 73V74H42V77H41V75H40V76L38 75V76H39V77H38L39 79H40V78H42L43 80L45 79L44 81H43V80L41 81V82H44V83L42 84L41 82H39V81H38V82L41 83V84L43 85V87H44V85L46 86V84H47V86L49 85L48 87L46 86L47 89H45V87H44V88L41 87V85L38 84V82H37V80H38L37 76H35L37 80L35 81V79H34V83L32 82L33 79L31 80L30 78H32V73H34V72L31 70ZM37 67H38V68H37ZM46 67L48 68V71L46 70ZM71 67H72V65H71ZM135 67H134V68H135ZM160 67H161V68H160ZM168 67H169V68H168ZM227 67H228V68H227ZM238 67H239V68H238ZM242 67H243V69H246V70L242 71V70H243V69H242V70L240 71V68H242ZM244 67H245V68H244ZM5 68H6V69H5ZM26 68H27V69H26ZM50 68H51V69H50ZM67 68H68V69H67ZM139 68H140V67H139ZM165 68H167V70L171 71L172 74H171V72H170V74H169V71H167L168 74H166V75L164 76V70H165V72H166V69H165ZM183 68H184V67H183ZM223 68H224V69H223ZM248 68H249L250 70H249ZM260 68H257V69H260ZM9 69H10V70H9ZM21 69H23L22 72H21ZM55 69H56V71H55ZM119 69H122V68H119ZM172 69H174V68H172ZM175 69H174V70H175ZM177 69H176V70H177ZM211 69H213V70H211ZM217 69H218V70H217ZM238 69H239V70H238ZM247 69H248V70H247ZM8 70H9V71H8ZM12 70H13V71H12ZM27 70H28V71H27ZM37 70H39V71L37 72ZM65 70H66V71H65ZM75 70H76V69H75ZM123 70H124V72H125V69H123ZM127 70H128V69H127ZM137 70H138V68L136 69V72H137ZM191 70H196L195 75H194V72H192V74H193L195 77H193L192 74L190 73ZM6 71H7V72H6ZM18 71H19V72H18ZM50 71H51L52 73H50ZM57 71H59V72H61V73H59V72H57ZM68 71H69V72H68ZM71 71H72L73 73H72V74H69V75H70V76H69V77H70V81L73 82L74 80H72V79H74V78H76V80H77V79H80V78H77V77H78L77 74L79 75V72H78L77 70H76V71L71 70ZM120 71H121V70H120ZM178 71H180V70H178ZM203 71H202V72H203ZM237 71H238V72H237ZM250 71L253 72V76L251 75L252 73H251ZM256 71L259 72L258 75L256 74V73H257ZM15 72H18V73L15 74ZM20 72H21V74H19ZM66 72H67V73H66ZM76 72H77V73H76ZM81 72H82V71H81ZM124 72H123V73H124ZM173 72H174V76H173ZM214 72H215V73H214ZM239 72L241 73V76H243V79H244V80H242V82L240 81V78H241V77H239V74H240ZM248 72H249V73H248ZM10 73H11V74H10ZM13 73L15 74V77L18 75V76H17L18 79H17L16 82H13V81H15L14 78H13V81H12V78H11V77H14V76H13ZM26 73H27V74H26ZM49 73H50V74H49ZM75 73H76V76H77V77L75 76ZM138 73H139V70H138ZM140 73H141V72H140ZM149 73H150V74H149ZM185 73H188L189 76H190L191 78H190L189 76L187 77V74H185ZM197 73H199V76H198ZM233 73H234V74H233ZM244 73L246 74L245 76H244ZM2 74L5 75L4 78H2V76H3ZM28 74L30 75V76H29V77H30L29 79L27 78V77H28ZM60 74L62 75V78H61V75H60ZM232 74H233V75H232ZM19 75L22 77L21 80H20V78H19ZM25 75H27V76L25 77ZM34 75H35V73H34ZM59 75H60V76H59ZM72 75H73V78L71 77ZM148 75H149V76H148ZM167 75H168V76H167ZM177 75H178V76H177ZM196 75H197V76H196ZM230 75H231V77H232L231 79H230ZM235 75H237L238 78H237ZM255 75H257V76H255ZM82 76H83V77H82ZM145 76H146V77H145ZM157 76H158V78H157ZM166 76H167V77H166ZM171 76L174 77V84H175L177 87H175L173 83H172V85H171V82L173 81V78H172V80H171ZM222 76H223V78H222ZM234 76H235V78H234ZM251 76L254 78V80H253V78H252ZM254 76H255L256 78H255ZM17 77H16V78H17ZM33 77H34V76H33ZM50 77H49L47 80H49ZM80 77H81L80 80L83 82V81L85 80V79H84V75L82 74V75H80ZM150 77H151V78H150ZM178 77H180V78H178ZM182 77H185L186 81L189 80V81L192 82V84H191V82H189V81L186 83V86L189 87V88L186 87V89L189 90V92H191V90L193 89L192 91H193V93L195 94V95L192 94L193 96H197L196 93H198L199 90L202 89L201 92H199V94H201V95L199 96V94H198L199 98L197 97V99H196V97H192V100L194 99V101H199L201 104H200L199 102H197V104H196V102H195V103H192V102H194V101H192L191 104H193V105H195V106L192 105V107H191V106H190V103L187 104V102H189V100L186 101L187 106H188V105L190 106V113H189V115L192 114V115H194V116H192V115L189 116V115H188V116H189L188 118H187V116H186V118L188 119L186 122H181V120H180V122L178 123V124H180V123H183V124H184V123H185V124H184L185 126H184V125H183V126L180 125V126L178 127V131H176L177 133L180 131V133H182L181 135H182L183 137H182V136H179V134H176L175 130H176L177 128L174 130L175 133L171 131L172 129L175 128V125L173 124L174 120L177 121V118H178V116H179V111H178V116H177V111H175V110H176V107H177V108H180L179 110H181L182 105H183V106L185 105V103H184V104L182 103V101H181L182 99L179 100V98L177 97L178 94L180 93V91L178 92V90L180 89V88L178 87V83H179V85H180V83H181L180 80H181ZM214 77H215V78H214ZM228 77H229V78H228ZM250 77H251V78H250ZM7 78H8V81H6ZM82 78H83V80H82ZM119 78H120V79H119ZM135 78H137V79H135ZM144 78H145L146 80H145ZM177 78L179 79V80H178L179 82L176 81ZM194 78H195V79H194ZM225 78H226L227 80H225ZM249 78H250V79H249ZM262 78H264V75H263V77H261L260 79H262ZM2 79H4V80H3V83H1V82H2ZM27 79H28V80H27ZM65 79H67V78L65 77ZM125 79H126V77H125ZM190 79H191V80H190ZM208 79H209V80H208ZM214 79H215V80H214ZM257 79H258V80H257ZM9 80H10V81H9ZM19 80H20V81H19ZM23 80H24V81H23ZM29 80H31V81H29ZM80 80H77V81H75V82H73V83L71 84V85H72V91H73V89H74V87H73L74 85H73V84H75V88H76L75 91L78 89L76 86H77L78 84L81 83ZM119 80H120V81H119ZM126 80H127V79H126ZM152 80H153V84H152ZM182 80H183V79H182ZM230 80H231V82H230ZM235 80H236V81L239 80L241 83L239 84V81L236 82ZM11 81H12V82H11ZM26 81H27V83H26ZM49 81H50V80H49ZM54 81H55V83H56V86L54 85L55 83L52 84ZM68 81H69V80H68ZM78 81H79V83H78ZM105 81H106V80H105ZM108 81H109V83H111V84L113 85L111 79L108 80ZM108 81H107V83L104 82V83H106L105 85L108 84ZM115 81H116V80H115ZM168 81L170 82V84H169ZM35 82H36L37 84H36ZM66 82H67V80H66ZM137 82H138V81H137ZM177 82H178V83H177ZM210 82H211L212 84H211ZM8 83H9V84H8ZM22 83L25 84V85H23ZM64 83H65V81H64ZM68 83L70 84V82H68ZM77 83H78V84H77ZM183 83H184V82H183ZM213 83H214V84H213ZM244 83H245V84H244ZM246 83H247V85H246ZM253 83L255 84V86H254ZM1 84H3V86H1ZM6 84H7L8 86H5ZM10 84H11V86H10ZM20 84L24 86L23 89H22V86H20ZM35 84H36L37 86H38V85L40 86L39 89H40V88H43L44 91H45V93H44V91H41V89H40L41 93H39L40 91H39L38 88H37L38 90L36 89V85H35ZM50 84H51V85H50ZM65 84H66V83H65ZM69 84H68L66 87H68ZM84 84H86L85 81H84ZM111 84H110V85L108 84V86H104V88L109 87V90H108L107 93H109V91L112 89V88H111V87H112ZM115 84H116V83H115ZM147 84H148V90H147V86H146ZM156 84H157V85H156ZM226 84H227V87H226ZM233 84H234V86H232ZM242 84H243V86H242ZM248 84H249V85H248ZM53 85H54V88H51ZM82 85H83V84H82ZM82 85H80V86L78 85L79 89L82 87ZM151 85H152V86H151ZM190 85H191V88H190ZM202 85H203V83H202ZM213 85H214L215 87H214ZM229 85H230V87H229ZM236 85H237L238 87L242 88V89H240V90L237 91V92H239V93H238L239 97L242 98V99L240 100V103H241V101L244 99V97H246V98H247V97L250 98V99H248V101H249V100H250V101H249V103L247 102L246 105H245L246 102H244V104H243V102H242L243 106H244V105L246 106V107H244V108H245V109H246V108L249 109V110L247 109V112H245V111L243 110L242 107H241L242 109H240V106H241L240 103H239L240 106H238L239 108L236 107V111L239 110V111L241 112V111L243 110V112H241L242 114H240V115H243V113H244V115L241 116V119H240V118L237 119V118H238L237 113L239 112V111H237L236 115L234 114V118H235V116H236L237 118H236L235 120L232 119V123H231V118H233V116L230 118L229 122L231 123V129L234 130V131H233V130L231 131V129H223V128H222V126H223V124H222L223 121H224V122H225V121L227 122V120H228V119H227V113H226V110H227L226 107H227V105L224 106V104H226V102H225L226 98H227L231 93H233V91H235V86H236ZM239 85H241V86H239ZM245 85H246V87H245ZM26 86H27V87H26ZM50 86H51V87H50ZM85 86H86V85H85ZM122 86H123V87H122ZM136 86H137V85H136ZM156 86H157V87H156ZM163 86H164L166 89H164ZM168 86H169V88H168ZM171 86H172V87H171ZM173 86H174V87H173ZM184 86H185V84H184ZM211 86H212V88H211ZM223 86H224V87H223ZM248 86H249V88H248ZM250 86H251V87H250ZM4 87H7L8 90L5 91V88H4ZM9 87H10V88H9ZM19 87H21V89L24 90L23 93H22V91L18 90V89H20ZM28 87H30L31 93L33 92V89L37 90L36 93H35V90H34V93H32V95H33V94L35 95L34 98L32 97L31 93L26 94V93L28 92V90H25V88L27 89ZM56 87H57V91H56V89H55ZM58 87H59V91H58ZM70 87H71V86H70ZM117 87H115V88H117ZM225 87H226V88H225ZM228 87H229V88H228ZM244 87L246 88V90H244ZM11 88H13V89L10 90ZM49 88H50V90H49ZM113 88H114V87H113ZM134 88L136 89V91H134ZM145 88H146V90H145ZM150 88H151V89H150ZM173 88H175V91H174ZM197 88H198L199 90H197ZM221 88H222V89H221ZM255 88L258 89V87H255ZM43 89H42V90H43ZM64 89H65V88H64ZM64 89H63V91H64ZM70 89H71V88H70ZM84 89H85V91H86V87H85ZM118 89H117V91H118ZM163 89L165 90L166 93L168 92L169 95L166 94V93L164 92ZM168 89H169V90H168ZM216 89H217V88H216ZM220 89H221V91H220ZM228 89H229V90H228ZM230 89H233V91L231 90L232 92H230ZM3 90H4V91H3ZM48 90H49V91H48ZM51 90H52V91H51ZM54 90H55V91H54ZM66 90H67V88H66ZM125 90H126V89H124V91H125ZM143 90H144V91H143ZM166 90H168V91H166ZM170 90H171L172 92H171ZM183 90H184V89H183ZM203 90H204V92H203ZM207 90H208V91H207ZM8 91H9L10 93H9ZM15 91H16V92H15ZM26 91H27V92H26ZM47 91H48V95H50V97L47 96V94H46ZM78 91H79V90H78ZM173 91H174V92H173ZM211 91H212V92H211ZM215 91H216V93H215ZM222 91H223V93L226 92L225 94L228 95V96L226 97L225 94L220 95V92L222 93ZM241 91H242V92H241ZM248 91H249V92H248ZM11 92H12V93H11ZM25 92H26V93H25ZM29 92H30V91H29ZM42 92L45 94V97H46V96L48 97V99L50 100V104H52V102H51L52 100H55V102L57 101L56 103L53 102V104L51 105V107L53 108V111L51 110L52 112L50 111L51 107L49 108V111H46V109L48 110V107H49V100H48V104H47L46 100H43V99H42V97L45 99V97H44V95H43ZM49 92H51L52 94H54V93L56 94V92H57L58 95H55V94H54V95H53V96L55 97V98H54V97H52V94L49 93ZM53 92H54V93H53ZM70 92H71V90H70ZM82 92H83V94H85V92H84L83 90H82ZM181 92H182V90H181ZM189 92L187 93V91H186V93H187L186 96H184V93H183V96H184L185 99H184L183 97H182V98H183L184 100L188 99V96H190V93H189ZM229 92H230V93H229ZM245 92L247 93V95H245V94H246ZM14 93L16 94V96L14 95ZM19 93H20V94H19ZM24 93L26 94L24 97L27 98V101L29 102V104H31V102H33L34 104H31V105H32V106L35 105L34 108L30 105V106L32 107L31 110H33V111H30V113L33 112V113H32L33 115H31L32 117H34V118H32L33 121L30 120L31 116H30V118H28L29 120H28L27 118H25V117L27 116V113H25V115H24V113L21 112V113H23V115H19L20 112H19L18 107H19L20 105H18V104H19V103H18V99H19V97H23V96H21V95H22V94L24 95ZM67 93H69V89H68ZM72 93H73V92H72ZM74 93H75V92H74ZM126 93H127V94H126ZM164 93H165V94H164ZM173 93H175L176 96H174ZM212 93H213V94H212ZM227 93H228V94H227ZM242 93H243V97H242ZM248 93H249L250 95H248ZM8 94H9V95H8ZM36 94H37L38 97L42 100V102H41V100H39V98L36 96ZM40 94H41V96H40ZM121 94H122V95H125V94H126V95H127L126 98L129 97L128 99H131V101L129 100L130 103H131V102L135 103V100H136V103H135V104H137V102L139 101V102H138V103H139V106L142 105V104H143V105H142L141 107H139L138 105H137V106L134 105V106H135V108H134L133 106L131 107V105H133V104L131 103V105H130V103H129L128 105H130V106H129V107H130V108H129L130 110H129V109H128V110H126V109L121 110V108H120V103H121V101H122V99H123L122 96H120ZM211 94H212V95H211ZM217 94H219V95L221 96L219 99H218L219 96H218ZM10 95L15 96V98H12V96H10ZM34 95H33V96H34ZM42 95H43V96H42ZM65 95H66V97H67V94H65ZM78 95H79V97H78L77 95H76V97H77V98H81V100H82V102H83L85 97H83L81 93H80V94L78 93ZM106 95H107V94H106ZM126 95H125V96H126ZM164 95H165V97H164ZM192 95H191V96H192ZM204 95H205V97H204ZM224 95H225V97H224ZM1 96L5 98V99L2 98L3 101L1 100ZM56 96H58V98H59L58 100H59L60 102L57 100V97H56ZM111 96H110V98H111ZM119 96H120L121 98H120ZM212 96L216 97L217 99H216V98H215V99H212V98H211ZM222 96H223V98H222ZM60 97H61V99H60ZM70 97H71V95H70ZM114 97H117V98H115V99H116V101H115L116 103H114V100H113ZM118 97H119V98H118ZM123 97H124V96H123ZM139 97H141V98L139 99ZM169 97L171 98V100H170ZM172 97H173V98H172ZM186 97H187V98H186ZM201 97H203V98H202V100L200 101ZM214 97H213V98H214ZM26 98H24V100H23V98H22V99L20 98V99L24 102V101L26 100ZM37 98H38V99H37ZM51 98H54V99H51ZM68 98H69V94H68ZM110 98H109V99H110ZM126 98H124V100H125ZM137 98H138V99H137ZM144 98H145V99H144ZM166 98L169 99V100H167ZM176 98L178 99V101L175 100ZM209 98H210V99H209ZM224 98H225V100H224ZM246 98H245V99H246ZM13 99H14L15 101H13ZM20 99H19V100H20ZM46 99H47V98H46ZM72 99H73V98H72ZM72 99H71V100H72ZM120 99H121V100H120ZM132 99H133V100L135 99V100L133 101ZM204 99H205V100H204ZM221 99H222V102H221V103H220V102H216V101L221 100ZM245 99H244V100H245ZM29 100H31V101H29ZM65 100H66V99H65ZM77 100H78V99H77ZM81 100H80V102H81ZM141 100H142V101H141ZM144 100H145V101H144ZM146 100H147V101H146ZM211 100H212V101H211ZM213 100H216V101H213ZM223 100H224V101H223ZM244 100H243V101H244ZM110 101H111V100H110ZM140 101H141V103H140ZM167 101H168V102L170 101V102H169V105H170V103H173V102H174L175 105H176V107H175L174 103H173L174 106L171 105V108L175 107V108L173 109L174 112H175V114H174V119H173L172 121H170V120L168 119V120L170 121V123H171V126H170V123L166 120V121L169 123L170 128L172 127V128L169 130V132L171 131L172 136L170 135V136H171V139H170L171 142H169V140H168V141H167L168 144L166 145L167 147H165V146H164V140H166L167 138H166V139H163V138H164L163 136H162V138H161L162 132H164L165 130H162L161 132L159 131V132L161 133V135H160V133H159V135H158V134H157L158 131L156 132V134H153V131L150 130L149 128H151V126H150V123L152 122V119H151V118L154 119L153 122L155 123V127H158V125L156 126V124H158V123L161 124V123H162V117H164V119L167 118V116H166L165 114H167L168 116H170V119L172 118L173 113L171 114V111H172V110L169 112L170 109H169V107L166 106V105H167ZM176 101L178 102V104H176ZM28 102H27V103H28ZM37 102L40 103V104L37 105ZM44 102L47 104L46 107H44L45 105L43 106V104H45ZM82 102H81V103H82ZM125 102L127 103L128 101H125ZM160 102H161V103H160ZM162 102H163L164 104H163ZM180 102H181V103H180ZM214 102H215V103H214ZM9 103H10V104H9ZM11 103H12V104H11ZM14 103H16V104H14ZM20 103H21V102H20ZM42 103H43V104H42ZM66 103H67V104H66ZM109 103H110V102H109ZM165 103H166V105H165ZM198 103H199V104H198ZM204 103H205V106H204ZM211 103H214V104L212 105ZM222 103H223V104H222ZM1 104H0V105H1ZM13 104H14V106H13ZM54 104H55L57 107H55ZM74 104H75V103H73V105H74ZM118 104H119V105H118ZM158 104H159V105H158ZM207 104H208V105H207ZM210 104H211V108H210ZM16 105H17V107H16ZM22 105H23V103H22ZM24 105H25V104H24ZM77 105H78V102H77ZM77 105H76V106H77ZM123 105H124V104H123ZM123 105H122V106H123ZM152 105H154L153 108H152ZM162 105H163V106H162ZM197 105H198V107H197ZM199 105H200V106H199ZM248 105H249V106H248ZM8 106L10 107V110H9V107H8ZM27 106L30 108L29 105H27ZM37 106H38V109L41 108L43 111H46V112H47L44 116H43V113H42L43 118H42V116H41L40 119H39V114H38L39 112H37V115H38V116L36 115V113H35L36 110H35V109L37 108ZM156 106H157V109H156ZM160 106L163 108V110H162V111L164 112L163 115H161V114L159 113V111H158V109H159ZM212 106H213V108H212ZM221 106H222V107H221ZM223 106H224L225 108H223ZM4 107H5V106H4ZM11 107H12V108H11ZM23 107H24V106H23ZM28 107H27V108H28ZM125 107H127L126 104H125ZM137 107H139L140 109H136ZM143 107L145 108V110L143 109ZM193 107H195L196 109L198 108L197 111L194 110V114L191 113V112H192L191 110H193V109H191V108H193ZM199 107H200V108H199ZM205 107H206V109H204ZM249 107H250V108H249ZM1 108L5 109V110H1ZM80 108H81V107H80ZM195 108H194V109H195ZM24 109H25V107H24ZM41 109H40V111H41ZM58 109H59V112H58ZM184 109H185V107H184ZM214 109H216L217 111H214ZM219 109L222 110V111H220ZM224 109H225V110H224ZM77 110H78V108H77ZM77 110H76V112H77ZM83 110H84V108H83ZM83 110H82V111H83ZM150 110H151V111H150ZM177 110H178V109H177ZM200 110H201V112H198V111H200ZM208 110H209V112H210V111H211V112L209 113ZM20 111H21V110H20ZM23 111H24V110H23ZM25 111H26V110H25ZM25 111H24V112H25ZM124 111H125L126 113H124ZM127 111L130 113V116L132 115L131 111L134 113V114L132 115V117H129V118H128L127 115H125V114H128V116H129V113H127ZM154 111H155V112H154ZM186 111H187V110H186ZM186 111H185V113H186ZM212 111H213V112H212ZM218 111H219V112H218ZM236 111H235V112H236ZM48 112H49V114H50V112L52 113V118H51V116L49 117ZM137 112L140 113V114H139V118H138L139 120L136 118L139 122L135 123V121H137V120H135V117H138V113H137ZM149 112H150V113H149ZM157 112H158V113H157ZM183 112H184V110H183ZM195 112L199 113L198 116H197V113H195ZM205 112H206V113H205ZM207 112H208L209 115L207 114ZM214 112H215V115H216L217 113L220 114V112H221V114H220V116H219V115L214 116V115H213ZM216 112H217V113H216ZM222 112H223V113H222ZM40 113H41V112H40ZM57 113H59L61 116H59ZM61 113H62V114H61ZM123 113H124L125 117H123V115H122ZM135 113H136L137 116L135 115ZM161 113H162V112H161ZM187 113H188V112H187ZM201 113H202V114H201ZM204 113H205V114H204ZM225 113H226V114H225ZM256 113H257V112H256ZM75 114H76V113H75ZM77 114H78V113H77ZM77 114H76V115H77ZM151 114H153V115H151ZM181 114H183V113H181ZM200 114H201V115H200ZM245 114H246V115L248 114V115L246 116ZM1 115H3V117H2ZM29 115H30V114H29ZM50 115H51V114H50ZM79 115H80V113H79ZM142 115H143L144 117H143ZM148 115H149V116H148ZM158 115L160 116V117H159L160 120H159V118H157ZM175 115H176V116H175ZM195 115H196V116H195ZM204 115H205V116H204ZM210 115H213V116H211V118H210ZM240 115H239V116H240ZM257 115H258V114H257ZM4 116H5V118H4ZM46 116H47V117H46ZM134 116H135V117H134ZM140 116H141V117H140ZM154 116H155V118H154ZM203 116H204V118H203ZM206 116H207V118H206ZM217 116H218V118L220 117V119H217ZM245 116L248 117V118H245ZM23 117H24V118H23ZM62 117H61V118H62ZM175 117H176V118H175ZM181 117H182V115H181ZM192 117H194L195 119H192ZM214 117H216V118L214 119ZM224 117H225V119H224ZM242 117H243V118H242ZM258 117H259V115L257 116V118H258ZM18 118H20V119L23 120L24 123H23L22 125L19 123L18 120H16V119H18ZM41 118H42V120H43L42 122H44L45 125L47 126V127H45L44 124H43V125H41V127H44L43 131H46V130H47L48 134H45V132L43 133V137H45V138L42 137L41 140L43 139V141L41 142L40 138H38V135H37V134L39 133V130H40V127H39V128H36V129L38 130V132H35V136L37 135L38 143H39L40 145H42V147H40V145H38L36 141H35V143L37 144V146H35L34 139H33V133H34V132L32 133V131H31V130H32L31 127L33 126V125H32L33 122H34V125H35L36 127H37V126H40V123L42 124V122L40 121ZM58 118H56V119H57L58 122H59V120H61V118H59V119H58ZM125 118H126V119H125ZM127 118H128V119L133 118V121L130 120V121L128 122V119H127ZM143 118H145V119H143ZM183 118H184V117H183ZM196 118H197L198 120H197ZM208 118H209V119H208ZM261 118H262V117H261ZM2 119H4V121H3ZM35 119H36V121L39 119V122H40V123H39V124L36 123V122H35ZM56 119H54L55 122H56ZM63 119H62V120H63ZM148 119H149V121H151V122H149ZM181 119H182V118H181ZM189 119H190V120H189ZM205 119H206V120H205ZM216 119H217V121L219 120L218 123L215 121ZM14 120H15V121H14ZM51 120H49V123H51V122H50ZM62 120H61V121H62ZM65 120H63V121L65 122ZM68 120H69V121H68ZM122 120H123V121H122ZM156 120H157V121H156ZM192 120H195V121H192ZM196 120H197V121H196ZM208 120H209V121H208ZM211 120H212V121H211ZM236 120H237V121H236ZM239 120L241 121V124H239L240 127H238L239 125L237 124V122H238ZM263 120H264V116H263ZM6 121H7V122H6ZM13 121H14L15 123L17 122L18 124L15 125V123H14ZM28 121H29V122L31 121L30 123H32V124H30ZM45 121H46V122H45ZM155 121H156V122H155ZM176 121H175V123H176ZM188 121H189V123L193 122V125L191 124L192 126H190L189 123H188ZM203 121H204V122H203ZM210 121H211V122H210ZM214 121L216 122L217 126H216V124H215ZM220 121H221L222 123H220ZM233 121H234V123H235V121H236V124H234ZM242 121H243V123H242ZM3 122H4V124H3ZM12 122H13V123H12ZM37 122H38V121H37ZM64 122H62V124H63L64 127H65V123H66V122H65V123H64ZM140 122H141V123H140ZM146 122H147V124L149 123L148 126H150V127H148V131H147V127H146V126H147ZM194 122H196L195 125H194ZM197 122H198V123H197ZM199 122H200V123H199ZM205 122H206V123H207V122H210V124H212V125L209 126V125H208L209 123H207V124L204 125ZM213 122H214V123H213ZM263 122H264V121H263ZM263 122L260 121V127H261L262 130H260V129H259V130H256V133H257L256 135H257V136H258V135H262V134L264 133V129H263L264 124H263ZM6 123L9 124V127H6V126H8ZM11 123H12V124H11ZM25 123H26V124H25ZM47 123H48V122H47ZM53 123H54V121H52V124H53ZM69 123H70V124H69ZM164 123H165V120H164ZM164 123H163V124H164ZM168 123H167V125H166L167 127H168ZM187 123H188V126H187ZM219 123H220V125H219ZM247 123H248V122H247ZM261 123H262V124H261ZM5 124H6V125H5ZM10 124H11L12 126H11ZM27 124L29 125V128H31V130L28 128V125H27ZM36 124H38V125H36ZM62 124H61V125H62ZM136 124H137V126H138V127L136 126V127H137V130L139 129L138 131H135V128H134V126H135ZM139 124H140V125H139ZM160 124H159V125H160ZM176 124H177V123H176ZM197 124H198V129H199V131L197 130V131H198V134H197L196 132H194V129L196 130V128H197V127H196ZM214 124H215V125H214ZM221 124H222V126H221ZM232 124H234V126L236 125V126L238 127V128H237V127L235 126V127L237 128V131H236V129L233 128L234 126L232 127ZM258 124H259V123H258ZM14 125L17 126V127H16L15 130L13 129L14 132H12L11 130H12V128L14 127ZM23 125H27V126H24V127H25V128L27 127V128L31 131L30 133H31L32 135H30V137H29V139L31 138L30 143H29V139L27 138V135H26V133H25V130H27V133H28L29 130L24 128V133H23V131H22V135L25 134L26 137L24 138V137H22V135H20V138H21L20 140L22 141V138H23V139H24V143H25V141H26V144H25V145L23 144V147H24V148H23V152H22V154H23L24 156L22 155V157H24V158H23V159H21V158L19 159V157H17V154H15V151H17L18 154H19V153L21 154V148H20V147H22V146L19 144V143H20L19 139H17L19 142H16V143L14 144V145H16V147H14L15 150H13V146H12V147L9 146V149H8V144H6L5 142L8 141L9 144H10L11 141L14 140V139H10V137L12 136V137L16 138L17 135H15V132H17V130H18L19 133H20V131H21V126H22V128H23ZM31 125H32V126H31ZM127 125H130V126H131V130L129 129L128 132L130 131V133H131V131H132V133H133V134L131 133L132 135H131L130 133L127 135L128 132L126 133V131H127V128L129 127V126H127ZM172 125H173V126H172ZM202 125H203L204 127H205V126H206V127H205L204 129H203V128H199V127H202ZM225 125H226V124H225ZM59 126H60V124L58 125L57 128H59ZM66 126H67V124H66ZM163 126L165 127V124H164ZM163 126H161V127H163ZM186 126H187V127H186ZM207 126H208V127H207ZM212 126H213V127H212ZM219 126H220L221 128H220ZM247 126H248V125H247ZM54 127H55V125H54ZM126 127H127V128H126ZM139 127H140V128H139ZM141 127H142L143 129L146 128V129H145V132H146V133H144V130H143ZM152 127H153V123H152ZM161 127H158V128H156V129H154V130L156 131V130H158V129H166V128H167V127H166V128H161ZM180 127H182L183 129L181 130ZM184 127H185V128H184ZM190 127H191V129H192V128H193V129L190 130ZM194 127H195V128H194ZM209 127H210L211 129H210ZM217 127H218V128H217ZM229 127H230V124H229ZM33 128H34V126H33ZM62 128H63V126H62ZM65 128H66V127H65ZM114 128H115L116 130H115ZM124 128H125V129H124ZM132 128H133V130H132ZM168 128H169V127H168ZM219 128H220V129H219ZM240 128H241L242 130H240ZM6 129H7V130H6ZM52 129H53V125H52ZM184 129H185V131H184ZM186 129H187V130H186ZM200 129H202V131L206 129L205 132L207 131V133H205V132L202 133V136H201L200 138H198L199 134L202 132ZM212 129H213V131H212ZM217 129H219V130H217ZM41 130H42V128H41ZM41 130H40V131H41ZM68 130H69V131H67V132H65V133H66L68 136H71V135H72V136H71L72 139L74 138V142L76 141V142H75L76 144H74V145L77 146V145H78V144H77V140L81 141L80 136L78 135V133L75 131V129H74L73 127L70 126ZM71 130H72V131H71ZM140 130H141V131H140ZM149 130H150V132L152 131V132H151L152 136L149 135V133L147 134V132H149ZM226 130H227V131H226ZM2 131H3V132H2ZM10 131H11V132H10ZM70 131H71V132H70ZM155 131H154V133H155ZM183 131L185 132V134L183 133ZM188 131H189L191 134H190ZM208 131H210V134H211V135H215V136H216V137L213 136L212 138H210V139H213V140H210V139H209L210 136H209V132H208ZM214 131H215V132H214ZM216 131H217V132H216ZM221 131H223V132H221ZM229 131L234 132V133L230 134ZM8 132H10V133H8ZM116 132H117V133H116ZM134 132H135V133H134ZM137 132H138V135H136ZM139 132H140V134H139ZM225 132H227V133H225ZM235 132H236L237 134H236ZM241 132H242V133H241ZM259 132H260V133H259ZM261 132H262V133H261ZM7 133H8V134H7ZM13 133H14V136H13ZM30 133H29V134H30ZM73 133H74L78 138H77L76 136H74ZM118 133H119V136H118ZM165 133L168 134V132H165ZM188 133H189V134H188ZM194 133H195V135H197L196 137H195V135H193ZM214 133H215V134H214ZM228 133H229L230 135H228ZM238 133H239V134H238ZM29 134H28V136H29ZM40 134H41V132L39 133V135H40ZM108 134H109L110 137L108 136ZM169 134H170V133H169ZM169 134H168V135H169ZM187 134H188V135H187ZM235 134H236V135H235ZM45 135H46V136H45ZM47 135H48V136H47ZM129 135L134 137V143L136 142L138 145H137L136 143H135V144H134V143H129L130 140H125V139L127 138L126 136H129ZM135 135L137 136V138L135 137ZM139 135H142V137H140ZM186 135H187V136L190 135V138L188 137L189 139H187V136H186ZM219 135L221 136V138H220ZM5 136H7L6 139H5ZM41 136H42V135H41ZM144 136H145V137H144ZM149 136H150V137H149ZM164 136H165V135H164ZM191 136H192V137L194 136V137H193V140H192ZM207 136H208V137H207ZM222 136H223V137H222ZM257 136H256V137H257ZM262 136L264 137V135H262ZM12 137H11V138H12ZM71 137H69V138L67 137V139H68V143L71 142V140H72ZM114 137H115V138H114ZM152 137H153V140L155 141V143H157V141L159 142L157 146H159V145H163L162 148H164L165 150H164V149H161V146H160L159 148L162 150V151H161L162 153L159 152L160 150L158 149V151H156V153H155V156L152 158V160H153V159L156 157L157 153L159 152V153H158V154H159L158 157H159L160 155H161V157H159V158L157 157L156 161H158V162L153 161V163H152V162L149 163V161L151 160V158H150V160H148V163H146V161H147V159H145L146 157H145L144 160H143V158L140 157V156H142V155L145 156V153L147 154L148 151H149V153H150V154L148 155L149 157L151 156V154L154 153L153 150H155L154 148H156V146H155L154 148H152V145H151V144L149 145V144L147 143V142L151 141L150 138H152ZM181 137H182V139H181ZM204 137H205V136H204ZM224 137H226L225 140H224ZM34 138H35V137H34ZM112 138H113V139H112ZM118 138H119V141L121 140L122 142H121V141L119 142V141H118ZM129 138H130V137H128L127 139H129ZM140 138H141V139H140ZM147 138L150 139V140H147ZM169 138H170V137H169ZM197 138H198V141H197ZM239 138H240V139H239ZM35 139H36V138H35ZM44 139H46V142H45ZM67 139H66V141H67ZM75 139H77V140H75ZM115 139L118 141V144H117V141H115ZM123 139H124V140H123ZM131 139H132V138H131ZM135 139H136V141H135ZM186 139H187L188 141H187ZM190 139H191V140H190ZM195 139H196V140H195ZM202 139H203V138H201V141H202ZM208 139H209V140H208ZM221 139H223V140L225 141V144H224V143H220V142H224V141H222ZM228 139H229V137H228ZM6 140H7V141H6ZM60 140L62 141V139H59V141H60ZM63 140H64V139H63ZM189 140H190V141H189ZM194 140H195V143H197V144H198V142H199L198 145H201V146H198L197 144H195V143H194ZM217 140H218V141H217ZM59 141H58V142H59ZM79 141H78V143H79ZM128 141H129V142H128ZM141 141H142V144H141ZM144 141H145V143H144V146H143V142H144ZM177 141H175V142L177 143ZM185 141H186V143H185ZM191 141H192V142H191ZM196 141H197V142H196ZM210 141H211L212 144H210ZM214 141H215V142H214ZM216 141H217V142H216ZM219 141H220V142H219ZM240 141H241V142H240ZM14 142H15V140H14ZM22 142H23V141H22ZM22 142H21V143H22ZM32 142H33V143H32ZM123 142H124L125 144H124ZM152 142H153V141H152ZM182 142H181V144H182ZM189 142H190V143H189ZM27 143H29L30 146H27ZM31 143H32V144H31ZM64 143H65V142H64ZM71 143H72V144H67V146H66V145H65V146H61L60 148H59V146H58V148H59V150L62 149V151H64L63 149H65L66 147H67V148H70V147L75 148L76 146H75V147L73 146V141H72ZM120 143H121V144H120ZM122 143H123V145H122ZM139 143H140V145H139ZM146 143H147V144H146ZM155 143H154V144H155ZM176 143H175V144H176ZM214 143H215V144H214ZM5 144H6L7 147H4ZM44 144H45V145H44ZM113 144H114V145H113ZM175 144H174V145H175ZM185 144H186L187 146H188V145H189V146L187 147ZM218 144H222V145H218ZM229 144H230V143H229ZM10 145H11V144H10ZM50 145H51V144H50ZM55 145H56V147H57V144H55ZM63 145H64V144H63ZM68 145H69V146L71 145V146L68 147ZM119 145H121V148H123V150H122V149H121V150L119 149V148H120ZM125 145L127 146L126 148H127V151H128V152H127L126 150H124V149H126V148H125ZM131 145H133V147H132ZM134 145H135V147H134ZM141 145H142V146H141ZM147 145H148V146H147ZM202 145H203V146H202ZM209 145H211V146H209ZM212 145H214V146H212ZM217 145H218V146H217ZM47 146H48V145H47ZM112 146H113L114 148H113ZM122 146H123V147H122ZM139 146H140V148L142 147L141 149H143L144 147L147 146L148 148H146V149H150V150L147 151V150L144 148L143 150H146L147 152H145V151L143 152V150H142V152L144 153V154H143V153L141 152V149L139 148ZM178 146H179V148H178ZM184 146H185V147H184ZM195 146H196V147H195ZM205 146H204V149H205ZM219 146H221V148H222L223 150H221V148H220ZM228 146H229V145H228ZM63 147H65V148H63ZM131 147L133 148L132 151H131ZM136 147H137L139 150H138ZM169 147H170L171 150L169 149ZM197 147H198V148H197ZM230 147H228V148L230 149ZM238 147H239V148H238ZM240 147H241V151L243 150V152H239V151H240ZM11 148H12V149H11ZM32 148H31V149H32ZM41 148H42V149H41ZM48 148H49V146H48ZM54 148H55V147H54ZM172 148H173V147H172ZM185 148H186V149H185ZM188 148H189V150H187ZM216 148H217V149H216ZM244 148H245V149H244ZM246 148H247V149H246ZM38 149H37V150H38ZM40 149H41V150H40ZM135 149H136V150H135ZM174 149H175V148H174ZM182 149H180V150H182ZM196 149H198L199 152H198ZM207 149H206V152L204 153V155L206 154V156L203 157L204 159H205L206 157H209V156H210V153L207 151ZM253 149H252V150H253ZM257 149H258V148H255V150H257ZM18 150H20V151H18ZM43 150H44L45 152H44ZM51 150H52V148H51ZM54 150H55V149H53V151H54ZM56 150H57V149H56ZM59 150H57V151L59 152ZM73 150H74V149H73ZM73 150H71V153H72ZM110 150H111V151H110ZM156 150H157V149H156ZM244 150H245V151H244ZM248 150H249V151H248ZM31 151H32V150H31ZM35 151H34V153H35ZM69 151H70V150H69ZM114 151H116V152H114ZM130 151H131V152H130ZM138 151H139L141 154H140V153L138 154ZM163 151H165V153H164ZM177 151H178V152H177ZM196 151L198 152V155H195V154H194V153H196ZM204 151H205V150H204ZM225 151H226V150H225ZM225 151H224V152H225ZM246 151H247V152H246ZM48 152L50 153L49 150H48ZM51 152H52V151H51ZM58 152H57V153H58ZM117 152H120V154H119V153L117 154ZM122 152H124V153H122ZM126 152H127L128 154H125ZM176 152H177V153H176ZM188 152H189V153H188ZM212 152H211V153H212ZM227 152H228V150H227ZM28 153H29V152H28ZM28 153H27V155H28ZM65 153H66V152H65ZM65 153H63V154H65ZM71 153H68V152H67L68 155L66 156V154H65V157H67V159H69V158H70L69 155H70ZM160 153H161V154H160ZM181 153H180V154H181ZM207 153H208L209 155H208ZM231 153L234 154V155H232V157H231ZM241 153H242V154H241ZM20 154H19V155H20ZM31 154H33V151L31 152ZM124 154H125V155H124ZM170 154H171V153H170ZM180 154H179V158H180ZM225 154H226V152H225ZM240 154H241V156H240ZM36 155H37V154H36ZM36 155L33 154V157H35ZM47 155H48V153H47ZM71 155H72V154H71ZM193 155H194V157H193ZM207 155H208V156H207ZM219 155H220V156H219ZM237 155H236V156H237ZM248 155H249V154H248ZM38 156L41 158V161H40V159L38 158L39 161H40V162H39V165H38V167H36V166L34 165L35 168H33V169L36 170V172H37V169H38L37 175H38V173H39V174L41 173L42 176L39 175V176L36 177V175H35L36 178L33 176V179L35 178L36 180L34 179L35 181L33 180V184H32V183H31V184H32V186H34V184H35V191H33L34 188H33L32 186H30V185L27 183L31 188L26 187V188H27V189H26V188L24 187L25 190H24V189H23V190L25 191L24 193H26L27 196H25V194H24V196H23L22 198H20V204H18V202H17L18 200L16 201L17 196H16V198L14 199L13 195L10 193V191H9L8 189H6L7 186H5V184H4V183L7 184V182H5V181L7 180L8 175L11 174L10 171H9V170H10L9 167H8V169H7V167H5V166H8V164H9L10 162L4 166V168H6V170H7V171L5 170L6 172H4L3 169H1V170L3 171L2 174H4V173H5V174L2 176V174H1V172H0V190L3 189V192L1 193L2 196L4 195V197H3V201L5 200V197H6V200H8V201L10 202L11 207H12V205H14V209H15L14 212L16 211V207H17V209H18V208H19L18 206L20 205V208H21V206L24 204V203H23V204L21 203V200H22V202H24V201H26V200L28 199V201L25 202L26 205L23 206L22 209L19 208V211H18V213H17V217H16V219H15L14 216H13V218L15 219V221L12 222L14 219L12 220V217L10 218V219L12 220V221L10 220V222L13 223V227H14L15 230H17V231H18L19 229H21V230H23V229H27V230H28V223H31V222H32V221H30V219L32 220V218H33V217L35 218L36 215H37V210H35V208H38V209H39V210H38V211L40 212L39 216H40V219L42 218V219H41L42 221H40L39 218H38L39 221H38V222L36 221V222H37V223H36V225H37V228H36V229H37V230L35 229L36 225H35L34 229L36 230L37 233L34 234V236L36 237V239H37L38 242L40 243V244H39V249H41V248L46 249V252L50 255V254L53 252V247H54V246H52L51 243H50V241H48V240L46 239V237H45V236L49 235V232H48V231H50V230H54V231H55V230H57L58 227H59V228H60L59 230H60L61 234H63V236H61V239L64 240V241H66V240L68 241V237H67V233H68V232H67L66 229L64 230L65 227H64V225H63V224H64V222H63V217L54 220V214H51V215H53V218H52L53 221H51V223H48V224H47V222L50 221V220H49V221H47V220H48V218L50 219L51 215H49V217L47 216V215H48L47 213H48V209H49V207L47 208V203H45V202H46L45 199L48 198V199L50 200L49 197H52V196H50V195H51V193H52L51 190H52L53 186L51 185L52 183H50V185L52 186V188H51V189H48V190H47V189H44V188H46V187L49 185V184L46 183V182H48L49 180L45 182V184H44L45 187L42 186V182H43V179H44L43 176H45L43 173H45V172L47 171L46 173L48 174V170H45V171H44V170H41V171H39L40 169H43L42 166L45 165V163H44L45 161H44V160L42 161V159H43L45 156H44L43 158H42L40 155H38ZM50 156H51V155H49V161H50V158L53 159L52 156L54 157V159H55V157H56V156H54V154H53L51 157H50ZM128 156H129V157H128ZM152 156H153V155H152ZM168 156H169V157H168ZM174 156H175V155H174ZM174 156H172V157H174ZM176 156H175V157H176ZM200 156H202V155H200ZM0 157H1V158H0V161H1V159H2V154H1ZM30 157H31V156H30ZM63 157H64V155H63ZM63 157H60V158H63ZM65 157H64L63 159H65ZM68 157H69V158H68ZM149 157H148V158H149ZM166 157H165V160H164L165 163L167 162V158H166ZM172 157L170 158V161H169L170 163L168 162V163L170 164V166H169V164L167 163L169 167H167V171H166L167 173H166V174H170L169 172H171V170L168 171V169L171 168V167H172V174H173V172H176V170L173 171V169H174V166L177 165V164H175V163L172 162V161H174V158H173V160H171ZM181 157H182V156H181ZM198 157H199V156H198ZM198 157H197V158H198ZM245 157H246V155H245ZM245 157H244V158H245ZM140 158H141V160L138 161V159H140ZM177 158H176V159H177ZM179 158H178V160H179ZM183 158H181L182 161H183ZM189 158H187V159H189ZM54 159H53V161H54ZM57 159H58V161H59V157H58ZM57 159H56L55 161L58 163ZM185 159H186V157H185ZM185 159H184V160H185ZM198 159H199V158H198ZM17 160H18V161H17ZM45 160L47 161L46 157H45ZM154 160H155V159H154ZM168 160H169V159H168ZM178 160H177V161H178ZM181 160L178 161V164H179L178 167L182 166V164L180 163V162H182ZM200 160H201V159H200ZM34 161H35V160H34ZM53 161L51 160L50 163H51V162L54 163ZM61 161H62V160H61ZM143 161H144V164H143ZM159 161H160V162H159ZM175 161H176V160H175ZM177 161H176V162H177ZM185 161H186V160H185ZM193 161H192V163L190 162V164H191L192 168L195 169V163H196V162L194 163ZM196 161H199V160H196ZM31 162H32V160H31ZM36 162H37V161H36ZM36 162H35V164H36ZM59 162H60V161H59ZM121 162H122V163H121ZM137 162H138V165H139L140 163H141L142 165H145V163H146V165L143 166V167H141V169H140L139 167L142 166L141 164L139 165V167H135V165L137 166V164H136ZM130 163H131V164H130ZM32 164H34V163L32 162ZM41 164H42V165H41ZM60 164H61V163H60ZM60 164H57V166L62 167ZM9 165H11V163H10ZM50 165H51V164H50ZM50 165H49V166H50ZM52 166H53V165H52ZM147 166H148V167H147ZM150 166H152V165H150ZM191 166H190V167H191ZM10 167H11V166H10ZM19 167H20V165H19ZM32 167H33V166H32ZM45 167H46V166H45ZM59 167H58V168H59ZM130 167H134V169L132 170V169H130ZM12 168H13V167H12ZM36 168H37V169H36ZM56 168H57V167H56ZM138 168H139L140 170H139ZM176 168H177V166H176ZM176 168H175V169H176ZM17 169H19V168H17ZM33 169H32V170H33ZM48 169H49V167H48ZM50 169H51V167H50ZM53 169H54V168H53ZM137 169L139 170L138 172L136 171ZM180 169H182V168H178V171H179ZM54 170H55V169H54ZM61 170H62L63 175H62L61 173H60V174L58 173V174L64 177V171H63V168L58 169V172H61ZM122 170H121V171H122ZM131 170H132L133 175H132V173H131ZM12 171H13V170H12ZM17 171H18V170H17ZM42 171H43V173H42ZM50 171H51V170H50ZM55 171H57V170H55ZM135 171H136V173H135ZM180 171H181V170H180ZM7 172H9L10 174L7 175ZM15 172H16V170H15ZM15 172H14V173H15ZM51 172H52V171H51ZM17 173L19 174V171H18ZM129 173H131L130 176H129ZM20 174H21V172H20ZM31 174H32V175H31ZM47 174H46V175H47ZM49 174L51 175V173H49ZM49 174H48V175H49ZM166 174H165L164 176H167ZM172 174H170L171 178H172V176L174 175V174H173V175H172ZM176 174H178V173L176 172ZM176 174H175V175H176ZM180 174H181V172L178 174V179H181V175H180ZM12 175H13V174H12ZM52 175H53V177H54V174H53V173H52ZM120 175H121V174H120ZM175 175H174V176H175ZM195 175L197 176V173H195ZM22 176L24 177V174H23V173H22ZM55 176L58 178L57 175H55ZM61 176H60V177H61ZM136 176L134 177L135 180L137 179ZM170 176H169V178H170ZM176 176H177V175H176ZM193 176H194V174H193ZM196 176H194V177L196 178V181H197V177H196ZM3 177H4V179H2ZM9 177H10V176H9ZM23 177H21V179H22ZM39 177H40V178H39ZM56 177H55L54 179H57ZM194 177H192L193 180H194V182H191L192 185H193V183H196ZM11 178H12V177H11ZM13 178H14V177H13ZM13 178H12V180H10V181L12 182V184L10 183V181H8L10 178L7 180V181L9 182L10 186L13 185ZM126 178H127V179H126ZM198 178H199V176H198ZM5 179H6V180H5ZM49 179H50V178H49ZM51 179H52V177H51ZM51 179H50L49 182L52 181ZM200 179L202 180L203 178L200 177ZM3 180H4V182H3ZM24 180H25V179H24ZM39 180H40V181H39ZM57 180H58V179H57ZM193 180H192V181H193ZM201 180H200V181L198 180L199 182L197 181V182L199 183L200 186H202V185L204 184V182H205V181L202 182ZM15 181H16V180H15ZM62 181H63V179H62ZM121 181H122V175H121ZM125 181H124V179H123V182H125ZM20 182H21V180H20ZM23 182H24V181H22V184H23ZM28 182H29V179H28ZM52 182H53V181H52ZM128 182H127V183H128ZM130 182L128 183L129 185H131ZM133 182L135 183L134 180H133ZM200 182L202 183V185H201ZM2 183H3V185H2ZM25 183H26V182H25ZM43 183H44V182H43ZM57 183H58V182H57ZM59 183H60V182H59ZM18 184H19V181H18ZM22 184H21V185H22ZM27 184H26V185H27ZM24 185H25V184H23L21 187H23ZM28 185H27V186H28ZM37 185H38V187H37ZM50 185H49V186H50ZM55 185H56V183L54 182V187H55ZM58 185H59V184H58ZM2 186H3V187L5 186V187L2 188ZM14 186H15V185H14ZM16 186H17V184H16ZM8 187H9V185H8ZM12 187H13V186H12ZM21 187L18 186V188H20V191H21ZM1 188H2V189H1ZM10 188H11V187H10ZM48 188H49V187H48ZM13 189H14L13 191L15 192V188H13ZM40 189H41V191H40ZM56 189H57V188H55V190H56ZM23 190H22V193H23ZM42 190H43V191H42ZM53 190H54V189H53ZM61 190H62V191H60L61 193H63V192L66 193V192H67V190H66V186H65V187H62ZM17 191H18V190H17ZM30 191H31V192H30ZM53 193H54V191H53ZM194 193L196 194V191H194ZM1 194H0V196H1ZM18 194H19V192L17 193V195H18ZM21 195H22V194H21ZM32 195H33V196H32ZM52 195H53V194H52ZM1 199H2V197H0V201H1ZM18 199H19V198H18ZM48 199H47V201H48ZM15 201L17 202L16 204H15ZM50 201H51V200H50ZM4 202H5V201H4ZM7 203H8V202H7ZM3 204H5V203H3ZM45 204H46V208H45ZM132 204H133V201H132V203L129 202V204H127V202H126V204H125L126 207H127V205H131V206H128V207H127L128 210H129L130 207H131V209H132ZM0 205H1V207H4V209H5V206H6V210H10L9 208L7 209V205H5V206H4V205L2 206V204H0ZM31 205H32V206H36V207H35V208H34V207L32 208V209H34V210H32L33 212L31 211L33 216L31 217V215H30V219L27 221L28 218L26 219V216H27V214H31V213H30V210H31L30 206H31ZM48 206H49V205H48ZM0 209H1V208H0ZM4 209H3V210H4ZM12 209H13V207H12ZM3 210H2V212H3ZM46 210H47V211H46ZM12 211H13V210H12ZM12 211H11V212H12ZM34 211H36V214H35V215H34V213H35ZM0 212H1V211H0ZM49 212H50V211H49ZM128 212H129V211H125V214L127 213L126 215H129V214H130V216H131V213H128ZM130 212H131V211H130ZM3 213H4V212H3ZM51 213H52V212H51ZM132 213H133V211H132ZM4 214H5V213H4ZM12 214H13V212H12L10 215L12 216ZM49 214H50V213H49ZM125 214H124V215H125ZM13 215H14V214H13ZM41 215H42V216H41ZM126 215H125L124 217H127L128 219H127V218H125L126 220L124 219L125 225L128 224L129 220L131 219L130 216L128 217V216H126ZM1 216H2V215H1ZM2 217L4 218V223H6V221H5V216L3 215ZM2 217H0V220H2L1 223H3V218H2ZM37 217H38V215H37ZM37 217H36V218H37ZM131 217H132V216H131ZM36 218H35V219H36ZM6 219H8L7 215H6ZM127 220H128V222H126ZM25 221H26V222H25ZM27 222H28V223H27ZM1 223H0V224H1ZM8 223H9V220H8ZM38 223H39L40 225H39ZM129 223H130V222H129ZM61 226H63V227L61 228ZM12 242L15 243L14 241H12ZM13 243H10V244H9L10 247H11V248H10V252H9V256H10V257H14L15 255H18V254H25V252H26V250H27L28 247H26V248L23 250V252L20 253V252H21V248H22V246H20V251H19V252H16V251H15V246H16V244H13ZM32 243H35V241H34V242H30L29 244H32ZM60 245H61V247H62L64 250H66V252H65V253H66V256H63V257H61L60 259L62 260V262L68 264V263H69L68 260L66 261V259H69V256H67V254H68V253H67V249H66L65 245L63 244V242H61ZM12 248H13V249H12ZM128 248L130 249V246H129ZM129 249H128V253L130 254V252H129L130 250H129ZM130 255H131V254H130ZM130 255H128V256H130ZM189 256L192 257V261H194V253H193V252L189 253ZM71 259L73 260L74 258L70 257L69 261H70ZM70 262L72 263L73 261H70ZM191 263H192V262H191L190 260H189V262H188V261H186V259H181V261L178 262L177 264H191ZM17 264H20V262L17 263ZM192 264H193V263H192Z\"/></svg>",
	"mask_w": 264,
	"mask_h": 264
},
{
	"label": "crops",
	"instance_id": "0c3cea01",
	"mask_svg": "<svg viewBox=\"0 0 264 264\" xmlns=\"http://www.w3.org/2000/svg\"><path fill=\"white\" fill-rule=\"evenodd\" d=\"M221 69H222V68H221ZM221 69L218 70V72L216 73V76H218V77L216 78V81H217L216 83H217V85H216V83H215L216 88H217V87L219 88V86H221V84L219 83V82L221 81V80H220L221 78L219 79V75L221 76V72H222ZM219 71H220V72H219ZM218 74H219V75H218ZM263 80H264V79H260V80L257 81V82H258V85H259V86H257V87H259V88H258L259 91H257V94L259 93V96H253L252 99H253L254 97H255V99H253V100L251 99L254 103L250 104V106L252 107V109H254V108L257 109L256 111H253V110L251 109V113H252V112H257V113H255V115H254V116H255V120L252 121L253 123H252V122H250V123H249V122H248V123H247V122H246V123L244 122V124H243V131L246 132V134L244 135V132H243V133H242V138H241V139H242V144H243V142H244V145H247L248 141H249V143H250L251 145L254 144L253 142H254L255 139L253 140V138H255V136H256V135H254V137H253L252 140H251V137H252L251 134H250L251 132L247 131V129L249 130V128H250V130H251V127L253 128V126H254V129H255V131H256V130H259V129L261 128L260 126L258 127V123L256 124V120H257V122L260 123V121H263V118H261V116H262V117L264 116V113L262 112V111H264V110H263V109H264V95H263L264 92H262L263 89H264V88H263L264 86H262V85H264V81H263ZM238 81H239V80H237V82H238ZM218 83H219V84H218ZM260 84H261V85H260ZM218 85H219V86H218ZM262 88H263V89H262ZM238 89H239V87H237V85H236V87H235V91H233V93H231V94L227 97V99H226V100H228V101H226V102H227V104H226V105H227V110H226V112H227V114L229 115V117L227 116V119H228L227 122H224V121H223V123L221 122V123L223 124V126H222L223 129H225V127H226L225 123H227V124H228L227 126H229V123H230V122H229V119H230L231 115H234V113H235L234 110L236 109V106L239 105V101L241 100V98L239 97L238 93H236V92L238 91ZM261 89H262V90H261ZM234 93H235V95H234ZM262 95H263V96H262ZM233 96H234V99H233ZM260 96H262L263 99H262V98L260 99ZM258 97H259V98H258ZM236 98L238 99V101H237ZM250 98H251V97H250ZM257 98H258V100H259V102H260V103H257L258 106H257L256 103H255V101L258 102ZM232 100H233V101H232ZM260 100H261L262 102H261ZM231 101H232V102H231ZM252 101H251V102H252ZM228 104H229V105H228ZM262 104H263V105H262ZM252 105H253V106H252ZM229 106H230V107H229ZM232 106L234 107V108H233V112H232ZM255 106H256L257 108H256ZM262 106H263V107H262ZM228 107H229V108H228ZM261 108H263V109H261ZM255 109H254V110H255ZM259 109H260V110H259ZM229 111H231V112H229ZM259 111H260V112H259ZM251 113H250V115H251ZM260 113L263 114V115H261ZM252 114H253V113H252ZM257 114H258V115L260 116V118H261V119L259 118V121H258V118H257V116H258ZM247 121H248V120H247ZM247 124H248V126H247ZM255 124L257 125L256 128H255ZM249 126H250V127H249ZM230 128H231V127H226V129H230ZM244 129H245V130H244ZM252 130H253V129H252ZM248 132H249V133H248ZM249 134H250V135H249ZM255 134H256V133H255ZM248 135H249V136H248ZM245 136H246V137H245ZM247 136H248V138H247ZM250 136H251V137H250ZM244 137H245V138H244ZM249 137H250V138H249ZM261 138H262V139H261ZM263 138H264V137L260 136V138H259L258 140H259V142H261V143H257V144L255 143V144H256V145H258V144H263V143H264V142H262V141H263ZM245 139H246L247 141H246ZM258 140H257V141H258ZM245 141H246V143H245ZM251 141H252V142H251ZM249 143H248V144H249Z\"/></svg>",
	"mask_w": 264,
	"mask_h": 264
}]
</instances>
